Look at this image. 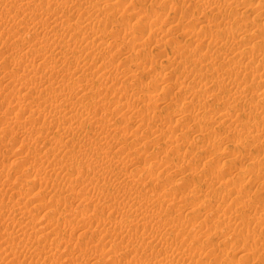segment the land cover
Returning a JSON list of instances; mask_svg holds the SVG:
<instances>
[{"label": "rangeland", "instance_id": "rangeland-1", "mask_svg": "<svg viewBox=\"0 0 264 264\" xmlns=\"http://www.w3.org/2000/svg\"><path fill=\"white\" fill-rule=\"evenodd\" d=\"M95 1V0H94ZM113 1H115L114 3H111V5L110 6H106V7H104V9H103V11H105L106 12V14H108V16H109V21L110 22H108V23H106L107 25H105V26H108L109 27V29L107 28V31L109 32H107L106 31V33H105V35H103V37H100V38H102L101 40H104V41H106V39H107V42H108V45L105 47V49L104 50H102L103 52H102V55H103V53H105L106 54V57H105V54L102 56L101 54L99 55V54H97L96 56H98V58H95L94 60L95 61H98L99 62V64H101L102 62V64L106 67V69L108 70H106L105 71V67H104V69L103 68H100L99 70H100V72H99V74L97 73L96 74V70H97V65H99L98 64V62H96L95 63V61H93V63H92V65L90 66V69L92 68V70H90L89 69V71H87V75L90 73V72H94L96 75H94V73H93V75L90 73L88 76H89V78H87V75H86V80H88V83H90V81L92 80V83L94 84V85H92V83H90L94 88H92V89H97L98 87H101L100 88V92L101 91H104V93H106L107 91V93L104 95V93L102 92V94H101V96L99 97V100H100V104L102 103V105H103V107H104V109L106 108L109 112H110V108H114V106L116 105V103L114 102V100L116 101L117 100V98L118 99H122L123 101H125V102H127V103H129L128 105L130 106V109L132 108V112H134V116H137V117H131V116H133V113L131 112V111H127V110H125L124 108H123V106L122 107H117L116 109L117 110H112L111 112L112 113H110V114H108L109 116H108V118L109 117H116L115 115H117V117L116 118H114V120H115V122H113L112 120L113 119H109V121L110 122H112V125H111V128H110V126L108 127V128H104V129H102V128H100V125H101V121H99V122H97L96 124L97 125H99V126H95L94 124L93 125H90L92 128H93V131L92 130H88V128L85 126L84 128H76L75 126H73V127H71V130H73V131H69L70 132V135H69V138H73L72 140L74 141H72V140H70V141H67V139L65 138L64 139V137H62L63 139H61V136H60V134H59V132L58 131H56L57 130V127H55L56 125H54V124H56V123H53V125H51L52 124V122H51V124L47 121H45V119H42V118H44V116L45 115H37L38 113H35L36 111H33V113H35V114H33L32 115V117H29V116H26V113L28 114V115H30V113H31V110H32V108L34 107L35 108V106H33V107H31L30 105H29V107H30V111H29V107H28V105L26 104V103H24V102H30V104L31 105H35V103L37 102L36 101V99L34 98V97H32L33 96V93H30L29 95H25V97H24V95H20V96H17V95H14L15 97L13 98H9V97H7V94H8V92L7 91H10L11 89L13 90V91H15V89H14V87L15 86H13V84L8 80V78L7 77H5L4 78V75H6V71L8 72V69H2V68H0V73L2 74H0V78H1V76L4 78H1L2 80L1 81H3V84H2V82H1V85H0V92H1V95H2V99H1V103H0V131H3V129L5 130V132L3 131V133H5V135L3 136V138L1 137L2 135L0 134V138L1 139H4V141H3V144L1 143V141H0V144H2L1 146H0V149H1V147L3 146V148L1 149V151H0V166H2V167H0V173H1V171L2 172H4V177L2 176V174L3 173H1V177L4 179H0L2 182L3 181H5V185H2L1 183H0V193H1V197H0V199H2L3 201H1V203L3 204V202L5 203V205H10L11 204V202L13 203V202H18V200H19V202H28L27 203V205H28V207L31 209V207H32V210L34 211L33 212V214L36 212L35 210H36V208H37V214L35 213L34 215H36V216H34V222L37 224V227H39L40 228V226H42V228L43 229H45V230H43L42 228V231H40L39 232V228L37 229V227H35L36 229H32V230H34V231H36L35 233H33V231L32 230H30L31 228H28L27 229V227L25 228V219H23V220H21L22 222H20L21 223V225L23 226L24 225V227H22V226H17L18 224H16L15 226L16 227H14V225L12 226H10V224H8L9 225V227H8V225L7 224H1L0 226L3 228H1L0 229V239L2 240V237L3 236H6V234L5 233H10V231H13V230H16L15 232L16 233H18L17 234V237H15V241L13 242V243H11V245L10 244H3V245H1L0 244V257L1 256H4L6 253H8V252H10V253H12V254H14L15 256H13V257H11L12 256V254H10V256L9 257H11V259L9 260L8 258L9 257H7V260H9V261H7V260H3L4 262H1L0 261V264H126V261H125V259L123 260V259H121V261H123V262H119V260L115 263V262H113L111 259H109L108 257L110 256V255H112V254H114V251H113V247H116V245L117 244H120V245H124L123 247L124 248H122L123 250H125V248H127L125 245L127 244V241L130 239H128L126 236H124L123 237V234L121 233V232H123V233H129L130 232V230H129V232H127V231H125V229H127V227H125L124 229H119L118 227H114V225H115V223H116V225L118 226L120 223L119 222H121L122 224H127V221L128 220H130V218H132V219H134V216L133 215H128L129 213H131V212H129V211H127V210H125L123 207H121L120 205H121V202L123 201V200H125V199H127V196L130 194V196L131 197H133L132 198V200H134V201H136V200H140L141 198L143 199V198H145L146 197V199H148L147 197H149V198H151V196H153L151 193H152V191H150V188H151V190H152V188L154 187V189L156 190V192H158V194H160L161 192V194L160 195H162V196H168L169 194H170V192H171V196H173V197H175L176 199H181V198H183V196H184V194H185V196H187V195H190V196H188L190 199L188 200V202L187 203H190V202H192L193 200H192V194H195V192H196V194H195V196H196V199L198 200H200L201 199V197H204L205 195H206V193H207V195L205 196L206 198H202L201 199V201H203V203H205V202H209L210 201V205H208V207L207 206H205V208H206V212H203L202 213V211L204 210L205 211V208H201L200 210H198V216H200L201 218L203 217V215L205 214L206 215V213L209 211H207V209H209L210 207H212L211 209H210V213H207L208 215H204L205 217V219H209L210 217V219L211 220H213L214 219V217H216V215H218V214H221V212L223 211V209H227V206H224V205H227L228 204V200H230V198H232V195H230V196H228V197H226V194L224 195V198L226 199V202H225V199H224V201H221L220 199L222 198V196H223V194H224V192H225V189L224 190H222V189H220V188H218L217 186H218V183L219 182H224L225 180H226V178L228 179V177L230 176H232V174H234L233 175V177H234V182L236 183L237 182V185L239 184V187H241L243 190H245L244 191V198L247 196V198H252L253 199V203L255 202V200H256V198H258V196L260 197L259 198V200H257V203H256V205H254V210L258 213V210L259 209H261V208H264V181H261V180H263L264 178V176H262V175H264L262 172H258V170H256V171H250V169L247 167V165H248V163L252 160V161H255V160H259V158H261V156H262V154H263V152L264 151H262V150H264V137H263V132H264V130H262L261 131V129H260V132H258V135H260V137H261V140H262V144H261V142H258V140H260V137H258L257 135H256V137H258L257 139H256V137L254 138V137H252L251 139L249 138V137H247V138H249V140H247V138H245L242 134V130L241 131H238V132H236L237 131V129L238 128H240V127H238L237 126V124L240 126V123L242 124V122H244L245 120H251V121H255V119H256V122L258 123V125H260V127L262 128L263 127V124H264V118H262V116L264 117V115L261 113L260 114V112H259V114H258V112H257V114L259 115H256V114H254V113H252L251 114V116L249 115V116H247L245 113L247 112V110L248 109H246V111H243L240 107H239V109H235V108H231L230 109V107L229 106H231V104L229 103V105H228V100L232 97L231 95L233 94V92H234V88H236V85L238 84V83H236V85L235 84H233V85H231L230 87H228V88H224L223 90H221V89H218V87H216V85H214V84H211L212 82H210L209 80H212V79H214V77H212V78H210L212 75H208L209 76V78L208 79H206V78H204V76H202V75H200V72H201V68L199 67V65H198V70H196L197 68H195V67H193V66H188L189 65V61H187V58L189 59V57H188V50L189 49H191V48H189V47H192L193 48V46H196V44L198 43V41L196 40V37H195V39H194V36H191L192 38H190V36L189 35H187V32L186 33H184V32H181L182 30H181V27L183 28L184 26H187L186 24H188V26H189V23L190 24H192V25H190V27L188 28V29H190V28H192V27H195L196 26V28H198L199 27V24H201L200 22H201V20H203L204 19V21H203V23L204 24H206V23H208L211 19H214V20H211V22H209V24H210V26H211V30H213V32H215L216 31V28H217V26L216 25H214L213 24V26H212V22L213 23H216V21L218 22L219 21V19L221 20V18H224L223 20L224 21H220V22H222L223 24H221L222 26H230L229 28L232 30V29H234L235 31H236V35H238V34H240V32H241V29H239L238 27V24H240L241 23V26L240 27H242V26H245V27H243V28H245L246 30H249L250 32L253 30V29H255L256 27H260V32H264V29L262 30L261 28H263V26H264V24H263V22H264V13H261V12H263V11H260V7L259 6H255L254 4H255V2H257L258 0H245L246 2H247V5H246V2L243 0V2L242 1H240V3L242 2L243 4H244V6H248L250 3L252 4H250L249 6H250V9L246 12L245 11V13L244 14H242V12H240V5H239V8H228V7H225V5H223L224 3H223V0H216L217 2H216V6L217 7H221V8H219L222 12H220V10H219V14L217 15L216 13H214V11L213 12H207V15L208 16H206V18H200L199 16H198V14H197V12H199V10H198V8H201L200 7V5H201V3H203L202 1H204V0H201L199 3H198V1H196V0H191V1H189V0H161L160 1V3H159V0H132V2H130V0H119L120 2V4H121V6H123L122 8H120L121 6L119 5V3H118V0H112L111 2H113ZM166 3H165V2ZM169 1H171L172 2V4L173 5H176L178 8H179V6H180V8H183V9H179V10H177L176 12L177 13H175L174 12V10L171 8V10H170V7H172L173 5L171 4V2H169ZM221 1V2H220ZM253 1H255V2H253ZM125 2V3H124ZM134 6V8L133 9H135L136 8V10H132L131 8L133 7L132 5H131V7H130V3ZM150 2V3H149ZM153 2H157L158 4H162V2H163V5L161 6L160 5V9L159 10H157L156 12H152V11H150V9H151V7H153L152 5V3ZM177 2V3H176ZM180 2V3H179ZM188 2V3H187ZM195 2V3H194ZM218 2H220V3H218ZM245 2V3H244ZM95 3V2H94ZM122 3L124 4V5H122ZM127 3H129V4H127ZM165 3V4H164ZM117 8L118 6V8H117V11L118 12H114L113 10H107L106 11V9H108L109 7H112L113 5ZM116 4V5H115ZM118 4V5H117ZM168 4V5H167ZM200 4V5H199ZM243 4H242V6H243ZM262 4H264V2H262ZM126 5V6H125ZM140 5H142V9H141V7H140ZM172 5V6H171ZM190 5V6H189ZM192 5V6H191ZM223 5V6H222ZM100 6V5H99ZM140 7V10L138 9L139 7ZM147 6V7H146ZM170 6V7H169ZM197 6V7H196ZM249 6H248V8H249ZM252 6V7H251ZM2 7V6H1ZM0 7V8H1ZM94 7V8H93ZM93 7H91V5L88 3V9L85 7H83L84 9H85V11H84V9L82 8V9H80L79 11L77 10V9H75V11L74 10H71L70 12H67V15L69 16V18H70V21H71V19L73 18V19H75V18H77L78 17V15L81 13V10L82 11H84V12H82V15L83 16H86V15H88V13L90 14V12H92L95 8H96V6H93ZM115 7H112V8H115ZM163 7V8H162ZM191 7H193V8H191ZM196 7V8H195ZM4 8V7H3ZM125 8V11L128 9L129 11H124L125 13L123 14V13H121V10H123ZM228 8V9H227ZM90 9H93V10H90ZM168 9H169V11H168ZM186 9H187V11H186ZM191 9V10H190ZM196 9V10H195ZM225 9V10H224ZM228 11H227V10ZM230 9V10H229ZM237 9V10H236ZM1 10V9H0ZM86 10H88L87 12H86ZM138 10V12H139V14H138V16H137V13L138 12H136ZM143 10V11H142ZM166 10V11H165ZM185 10V11H184ZM224 10V11H223ZM80 12L79 14H78V12ZM109 11V12H108ZM111 11H113V12H111ZM132 11H135V12H132ZM143 12V13H141V12ZM160 11V12H159ZM193 11V13H189V12H192ZM195 11V12H194ZM233 11V12H232ZM259 11H260V13H261V15H260V13H259ZM73 12V13H72ZM102 12V11H101ZM104 12V13H105ZM132 12V13H131ZM163 12V13H162ZM165 12V13H164ZM179 12V13H178ZM186 12V13H185ZM228 12H230V13H228ZM237 12H238V14H237ZM239 12L241 13V14H239ZM87 13V14H86ZM119 13V14H118ZM127 13V14H126ZM130 13V14H129ZM135 13V14H134ZM162 13V15L160 16V14ZM180 13H181V15L183 16H179L180 15ZM187 13H189V16L191 17H189L188 16V14ZM221 13V14H220ZM102 15H103V12L101 13ZM121 14V15H120ZM126 14V15H125ZM142 16H141V15ZM146 14V16H144ZM159 15V17L160 18H162L161 20H160V22L159 21H156L155 22V25H153V32H154V34L153 35H155V33H156V35L155 36H151V37H153V38H148V36L147 35H145V34H148V27L144 24V22L147 20L146 19V17L148 18V17H151V18H148V20H153V16H154V18H155V15ZM187 15L186 17H184L185 15ZM191 14H195V15H191ZM212 14V15H211ZM237 14V15H236ZM76 15V16H75ZM114 15L115 16H117V17H114ZM120 15V16H119ZM148 15V16H147ZM174 15V16H173ZM72 16V17H71ZM113 16V17H112ZM136 16V17H135ZM140 16L141 17H145V20L143 21V20H141L140 21V23L143 21V24L141 23V24H138L139 23V20H140ZM164 16V17H163ZM165 16H166V18H165ZM194 16V17H193ZM211 16V17H210ZM233 16V17H232ZM243 16H244V18H243ZM250 16V19L248 20L247 19V21H246V19L245 18H248ZM252 16H254V17H252ZM112 17V18H111ZM172 17V18H171ZM195 17L197 18H199L200 19V21H198L199 19L197 18L196 20H195ZM238 17V18H237ZM117 18V19H116ZM122 18V19H121ZM130 18V19H129ZM164 18V19H163ZM182 18L184 19V20H182ZM194 18V19H193ZM8 19H15L14 20V25H12V21L13 20H9V24L6 22V20H4V18H2V19H0V26H1V28H0V32H1V30H2V27L3 26H5L4 24H3V22L6 24V26H5V28L7 27L8 28V26H11V27H14V28H16V30H18V31H16L14 28H10V29H14L16 32V34H15V37H13L12 39H15V41H16V43L17 44H20V42H22L21 40H29L28 42H30V40H32V38H33V40L31 41V42H33L34 40H35V35L36 34H33V33H30V34H28L26 31H25V28H24V26H25V22L27 23V20H25V19H23L22 20V22H20V21H18L19 23H21L22 24V27L23 28H21L20 26H21V24H20V26H18V22H16L17 20H20L21 18H19V17H17V19H16V17H11V18H9L8 17ZM73 19H72V21H73ZM112 19V20H111ZM123 19H125L126 21H127V23H125V21L123 20ZM137 19V21H138V23L135 21ZM190 19H192V20H190ZM244 19H245V21H244ZM25 20V21H24ZM123 20V21H122ZM130 20V21H129ZM132 20V21H131ZM134 20V21H133ZM166 20H167V24H166ZM195 20V21H194ZM209 20V21H208ZM236 20V21H235ZM240 20V21H239ZM252 20V21H251ZM263 20V21H262ZM1 21H2V23H1ZM71 21V22H72ZM170 21H172L170 24H169V22ZM187 21V22H186ZM232 21V22H231ZM115 22V23H114ZM117 22H120V24H118ZM122 22H124V23H122ZM134 22H135V24H134ZM165 22V25L163 24ZM189 22V23H188ZM192 22V23H191ZM193 22H194V24H195V26H193L194 24H193ZM196 22V23H195ZM238 22V23H237ZM243 22H245V23H243ZM16 23H18L17 25H16ZM111 24V25H108V24ZM114 23V24H113ZM117 23V24H116ZM121 23H122V25H121ZM132 23V24H131ZM174 23V24H173ZM182 23H184V24H182ZM258 23H260V25H262V26H260V25H258ZM11 24V25H10ZM28 25H26V26H29V24L30 23H27ZM123 24H125V25H127V28H126V26L125 25H123ZM173 24V25H172ZM177 24V25H176ZM198 26H197V25ZM245 24V25H244ZM258 26H257V25ZM3 25V26H2ZM24 25V26H23ZM116 25H118V29L116 30L115 28H117V26ZM120 25H121V27H120ZM130 25H132L131 26V28H130ZM135 25V26H134ZM137 25L139 26V25H142L143 26V28H142V26L139 28H137ZM145 25V26H144ZM161 25H163V26H161ZM172 25L173 27H170V26ZM176 25V26H175ZM16 26V27H15ZM103 26V25H102ZM100 26V29H102L101 31L102 32H104L105 30H106V27L105 26ZM113 27V29H111V27ZM125 27V29H124V27ZM129 26V27H128ZM169 26V27H168ZM215 26V27H214ZM232 26V27H231ZM234 26H236L235 28H234ZM19 27V28H18ZM102 27V28H101ZM104 27H105V29H104ZM123 27V28H122ZM148 29H147V28ZM154 27L155 28H162V29H159V31H157V30H155L154 29ZM163 27H165V29H166V27H167V31H165V29L163 28ZM176 27V28H175ZM180 27V28H179ZM252 27V28H251ZM253 27H255V28H253ZM21 28V29H20ZM119 28H120V30H119ZM135 28H136V30H135ZM145 28V29H144ZM168 28H169V30H168ZM171 28L173 29V30H171ZM175 28V29H174ZM180 29V30H177V29ZM214 28V29H213ZM250 28V29H249ZM3 29H4V27H3ZM24 29V30H23ZM123 31H122V30ZM138 29H140V30H138ZM205 29L206 28H204L203 30L205 31ZM8 29H6L5 31H7ZM111 30H116V31H112L113 32V34H114V32H115V34L112 36L111 34H112V32H111V34H110V31ZM129 32H128V31ZM138 30V31H137ZM144 30H146V31H144ZM163 30V31H162ZM207 30V29H206ZM233 30V31H234ZM25 31V32H24ZM122 33H120V32ZM156 31V32H155ZM165 31V32H164ZM169 31V32H168ZM171 31V32H170ZM173 31L175 32V33H173ZM179 31V32H178ZM196 32L198 31V30H195ZM248 31V32H249ZM39 32V31H38ZM41 33H38V36H42L43 35V32H42V30L40 31ZM101 32V33H102ZM126 32V33H125ZM136 32H137V34H136ZM141 32V33H140ZM144 32H146L145 34H144ZM171 33V34H168V33ZM206 32V31H205ZM204 32V33H205ZM120 33V36L121 37H123L124 39H125V41L124 40H121L120 39V36L118 35ZM124 33V34H123ZM202 34V35H200V34ZM261 33V34H262ZM28 34V35H27ZM42 34V35H41ZM102 34H104V33H102ZM107 34H109V35H107ZM165 34H166V37H167V35H170V36H168V38L166 39L165 38ZM198 34H199V36L201 37V36H203L204 34L200 31V32H198ZM255 34V33H254ZM19 35V36H18ZM25 35V36H24ZM30 35V36H29ZM31 35H32V37H31ZM107 35V36H106ZM115 35H117L118 36V38H117V36H116V39H115V41H116V43L114 42V39L113 38H115ZM124 35V36H123ZM131 37H130V36ZM138 35V36H137ZM140 35V36H139ZM149 35V34H148ZM5 36V35H4ZM21 36V37H20ZM29 36V37H28ZM138 37V40H137V42L139 43V41H140V39H142L141 41H140V43H143V44H145V46L143 47V48H141L143 45L142 44H138V46H137V44H136V47L135 48H133V46H132V49H128L127 47L129 46V47H131L130 46V41H133L131 38H133V37ZM142 36H143V38L145 39H143L142 38ZM147 36V37H146ZM173 36V37H172ZM186 36L188 37V38H186ZM18 37V38H17ZM19 37L21 38L20 40H18L19 39ZM106 37V38H105ZM112 37V38H111ZM128 37H130V38H128ZM156 37V38H155ZM158 37H161V38H158ZM172 37V38H171ZM28 38V39H27ZM104 38V39H103ZM122 38V39H123ZM185 38H186V40H185ZM250 38V39H249ZM110 39H111V41H110ZM127 39L129 40V41H127ZM147 39V40H146ZM160 39V40H159ZM251 39H253V37H248V39H245V40H240V41H242V43H246V41L247 42H251L252 40ZM119 40V41H118ZM120 40L122 41V42H120ZM155 40H158L157 42L155 41ZM164 40H167V41H164ZM169 40V41H168ZM177 40L178 41H180V42H178V44H177ZM109 41H110V43H109ZM146 41H147V43H146ZM149 41V42H148ZM152 41V42H151ZM154 41V42H153ZM160 41V42H159ZM161 41H163V42H161ZM30 42V43H31ZM107 42H105V45H106V43ZM115 44H114V43ZM118 42V43H117ZM123 42H124V44H123ZM153 44V46H152V44ZM156 42V45H154V43ZM159 42V43H158ZM167 42V43H166ZM120 43V44H119ZM125 43H127V44H125ZM174 43V44H173ZM196 43V44H195ZM204 43H206V41H202V44H204ZM241 43V42H240ZM261 44H262V46H263V43H264V41H261L260 42ZM112 44V45H111ZM114 44V45H113ZM117 44V45H116ZM124 46H123V45ZM132 44V43H131ZM151 44V45H150ZM160 44V45H159ZM167 44V45H166ZM181 44H184V45H182V47H181ZM185 44H186V46H185ZM200 45V46H198V48H197V46L195 47L196 49H198V50H196V52H199V49H200V54H202V51H203V54L206 56L207 54L209 55V53H210V51H206V47H204L205 46V44L204 45ZM251 44V43H250ZM0 45H1V42H0ZM110 45L113 47V49L116 47V49H114V52L112 51L113 49H111L112 47H110ZM121 45V47H119ZM128 45V46H127ZM149 47H148V46ZM161 45H163V46H161ZM2 46L3 45H1V48H2ZM19 47V51H18V48L17 47H15V48H17V49H13V50H7L6 52H2V56H4V54H5V56L4 57H6L9 53V55H13L12 57H19L18 55H21L20 57H24V55H25V53H27L26 51H24V48H22V52H25V53H22L21 51H20V49H21V45H18ZM140 46V47H139ZM175 46V47H174ZM177 46V47H176ZM185 47V49L182 51L181 49H183L184 47ZM204 47L203 49H201L202 47ZM117 47H119V48H117ZM141 48L140 50L143 52V49H144V53H142L141 51H139V48ZM161 47V48H160ZM175 48V50L174 49H172V48ZM179 47V48H178ZM181 47V48H180ZM199 47H201V48H199ZM261 47V46H260ZM0 48V49H1ZM108 48V49H107ZM121 48V49H120ZM125 48V49H124ZM127 48V49H126ZM152 48V49H151ZM162 48L164 49L165 48V50L163 51L162 50ZM117 49H118V51H117ZM121 50V53L122 52H124V53H122L121 55H119L120 53H119V51ZM136 49L138 50V51H136ZM161 49V50H160ZM4 50V49H3ZM17 50V51H16ZM26 50V49H25ZM107 50V51H106ZM127 50V51H126ZM148 50V51H147ZM174 50V51H173ZM257 50V49H256ZM8 51H10V52H8ZM14 51V52H13ZM148 53H147V52ZM174 53H173V52ZM186 51V52H185ZM206 51V52H205ZM15 52H18V53H15ZM107 52V53H106ZM111 52H113V55H116V56H114L113 57V55H112V53ZM116 52H118V53H116ZM163 52H166V54H164ZM176 52V53H175ZM8 53V54H7ZM14 53H15V55H14ZM20 53V54H19ZM108 53H110L109 55H108ZM128 53H130V54H128ZM141 53V54H140ZM146 53V54H145ZM160 53H162V57L160 58ZM24 54V55H23ZM185 54V55H184ZM199 54V55H200ZM8 55V56H9ZM27 55V54H26ZM108 55V56H107ZM118 55V56H117ZM127 56L126 58L124 57V56ZM136 55V56H135ZM142 55V56H141ZM147 55L149 56H151V57H153L152 58V62L149 60V59H151V57L150 58H148L147 57ZM167 55V56H166ZM180 57H179V56ZM184 55V56H183ZM198 55V56H199ZM101 56L103 57L102 58V60L103 61H101ZM178 56V57H177ZM99 57H100V59H99ZM108 60H106L105 58ZM113 57V58H112ZM131 57V58H130ZM138 57V59H135V58H137ZM144 57H147L148 58V60H147V58L145 59H143ZM168 58V59H164V58ZM183 59H182V58ZM186 59H185V58ZM206 57H208V56H206ZM129 58V59H128ZM163 58V59H162ZM174 58V59H173ZM176 58H178V59H176ZM179 58H181V59H179ZM90 59V62L93 60L91 57L89 58ZM92 59V60H91ZM99 59V60H98ZM114 59H116V60H114ZM139 59L141 60V59H143L142 61H139ZM105 60L107 61V62H105ZM131 60H132V62H131ZM136 60V61H135ZM138 60V61H137ZM145 60V61H144ZM147 60V61H146ZM170 60V61H169ZM176 60V61H175ZM101 61V62H100ZM111 61V62H110ZM114 61V63H112ZM117 61H118V63H117ZM135 61V62H134ZM146 62V67H145V65H142V64H145V63H142V62ZM158 63H157V62ZM172 63L171 65H170V63ZM174 61V62H173ZM178 61H180V62H178ZM188 63H187V62ZM105 62V63H104ZM116 62V63H115ZM119 62H121V63H119ZM129 62V63H128ZM134 62V63H133ZM137 62V64H135ZM141 62V63H140ZM148 62V63H147ZM149 62H151L152 64H153V66L149 63ZM185 62V66L183 65V63ZM9 63V62H8ZM7 63V64H8ZM35 63H39V61H35ZM123 63H125V64H127L129 67L128 68H125L124 67V65H123ZM131 63V64H130ZM156 63V64H155ZM179 65H178V64ZM186 63H187V65H186ZM109 64V65H108ZM114 64H116V65H114ZM123 66H122V65ZM160 64V65H159ZM162 64V65H161ZM168 64V65H167ZM181 64L184 66V67H182L181 68ZM43 65L44 64H42L41 66H40V69L43 67ZM96 65V66H95ZM127 65H125L126 67H127ZM132 65V66H131ZM149 65L151 66V68H152V70L150 69V67H149ZM166 65L168 66V67H166ZM177 67H176V66ZM8 66H11V64L9 63V65ZM112 67L113 69H114V71L112 70L111 71V69L112 68H110V67ZM116 66V67H115ZM136 66H138L139 67V69H138V67H137V69H135V67ZM145 68H144V67ZM157 66V67H156ZM171 66V67H170ZM176 67V69H172V68H175ZM95 67H96V69H95ZM118 70H116L115 68ZM117 67H120L121 69L122 68H124V69H118ZM132 67H133V69H132ZM148 67V68H147ZM170 67V68H169ZM179 67V68H178ZM196 67H197V65H196ZM131 70H130V69ZM147 68V69H146ZM161 68H163L162 70H161ZM184 71H179V70H181V69ZM191 68H195V69H191ZM262 68V69H261ZM148 69H150L151 70V72H150V70L148 71ZM177 69H178V71H177ZM185 69H186V71H187V73L185 74ZM257 69V71H256V73L260 70V72L259 73H262L264 70V67L263 66H261L260 67V69H259V67H257L256 68ZM3 70V71H2ZM94 70V71H93ZM98 70V71H99ZM102 70V71H101ZM140 72H139V71ZM143 70V71H142ZM168 70V71H167ZM173 70V71H172ZM188 70H191L192 71V73H190L191 71H188ZM196 70V71H195ZM2 71V72H1ZM117 71V72H116ZM124 71V72H123ZM128 71V74H124V73H126ZM131 71V75L129 76V72ZM136 71V73L137 74H133L134 72ZM138 71V72H137ZM155 71H157V72H155ZM161 71V72H160ZM163 71V72H162ZM174 71H176V72H174ZM102 72H106V74L105 75H107L108 73H110L111 74V76L113 77H110V78H107V79H105L106 81V86L105 87H103V86H101L100 84H99V81H98V83H97V79H95V77L97 78L98 77V75L100 76V74L102 73ZM115 72V73H114ZM125 75H123L122 76V78H121V75H122V73ZM155 72V73H154ZM160 72V73H159ZM199 72V73H198ZM113 73V74H112ZM145 73H147V74H145ZM167 73V75H166V77H165V75L164 74H166ZM178 73H182V74H180V75H178ZM184 73V74H183ZM194 73H195V75L196 76H194ZM264 73V72H263ZM119 74V75H118ZM133 74V75H132ZM149 74V75H148ZM158 74H159V76H158ZM189 74H190V76H189ZM191 74H192V76H191ZM91 75H92V77H91ZM116 75V76H115ZM152 75V76H151ZM156 75H157V77H156ZM162 75V76H161ZM182 75V76H181ZM198 75V76H197ZM70 76V75H69ZM69 76L67 77V76H64V81L65 82H68V81H71V80H74L73 79V77L71 76L70 78H69ZM75 76V75H74ZM128 77V78H126L125 80H124V77ZM134 76V77H133ZM190 78H188V77ZM201 76V77H200ZM241 76V74H239V76H238V78ZM116 77V78H115ZM132 77V78H131ZM161 77H163V79H164V81H163V79L161 78ZM175 77H176V79H175ZM203 77V78H202ZM232 77H234V76H232ZM249 77H251V76H249ZM247 78L248 79V81H247V83H244L243 84V86L245 85V84H251V83H253V84H251L250 85V87L252 88V90L254 89V90H256L255 92H259V91H261V90H263L264 89V84H258V82H257V80H255L254 82H252V81H250V79H252V78ZM92 78V79H91ZM114 78H115V80H114ZM149 78H150V80H149ZM152 78V79H151ZM173 78V79H172ZM180 78V79H179ZM183 78H186V83H188V82H192V80H194V78L196 79V80H194L193 82H192V85H195V87H196V85H197V87L195 88V89H202L203 91H200L199 92V94L200 95H198V96H196L198 99H197V101L196 100H193L188 106L187 105H184V102L186 101V99L188 100L189 99V97H190V95H189V93H188V91L187 92H182V93H180L179 91H178V86H180V85H182V84H185V81H184V79ZM188 78V79H187ZM235 79L234 80H236L237 78L236 77H234ZM6 79V80H5ZM90 79V80H89ZM93 79H94V81H93ZM111 79H113V81L111 80ZM119 79H121V80H119ZM166 79V80H165ZM169 79V80H168ZM205 79V80H204ZM9 81V83H8V81ZM86 80H84V82L82 83V84H85V81ZM116 80H117V83H116ZM121 82H119V81ZM124 80V81H123ZM171 80V81H170ZM197 80H198V82H197ZM202 80V81H201ZM207 81L206 83L204 82V81ZM8 83V85L9 86H6L7 84H5L6 82ZM111 81L114 83H112V85H114L113 87L114 88H110V86H112V85H109L108 86V84H111ZM161 83H160V82ZM167 81H169L170 83H168ZM173 81H175V82H179L178 84H174L173 83ZM181 81H184V83L183 82H181ZM198 83V84H196V82ZM201 81V83L199 84V82ZM237 81H238V79H237ZM134 82V83H133ZM140 82V83H139ZM159 82V83H158ZM166 83V85L168 86V85H170L168 88L170 89V90H172L171 92H170V90L168 91V88H166L165 87V89L164 88H161V84H165ZM172 82V83H171ZM195 82V83H194ZM251 82V83H250ZM255 82H257V83H255ZM96 83H97V85H96ZM124 83V84H123ZM129 83H131V84H129ZM138 83V84H137ZM153 83V84H152ZM203 83V84H202ZM204 83H205V85H204ZM243 83V82H242ZM264 83V82H263ZM88 85V86H86V85H84V87H86L85 88V91H87L88 89H90L89 88V86H91V85ZM116 84H117V87H116ZM123 84V85H122ZM130 86H129V85ZM137 84V85H136ZM143 84V85H142ZM210 84V85H209ZM5 87H4V86ZM13 87H12V86ZM122 87H121V86ZM139 85V86H138ZM146 85V86H145ZM147 85H149V86H147ZM157 85V86H156ZM173 85V86H172ZM211 85H212V87H211ZM235 85V86H234ZM255 85V86H254ZM258 85V86H257ZM119 86H120V88H119ZM138 86V87H137ZM143 86V87H142ZM200 86V87H199ZM206 86V87H205ZM209 86L211 87V90H212V92H211V90H207L206 88H208L209 89ZM261 86V87H260ZM2 87H4V88H2ZM6 87H9V88H6ZM83 87V88H84ZM104 89H103V88ZM106 87H108V88H110V90L108 89L107 90V88ZM140 87V88H139ZM177 87V88H176ZM205 87V88H204ZM216 87V88H215ZM257 87H259V88H257ZM2 88V89H1ZM6 88V89H5ZM115 88H118L117 90L115 89ZM125 89V90H123V89ZM141 88H143L142 89V91H141ZM155 88H156V90H155ZM213 88V89H212ZM263 88V89H262ZM4 89V90H3ZM10 89V90H9ZM102 89V90H101ZM105 89H106V91H105ZM115 89V90H114ZM133 89H135V90H133ZM140 90V92H142V93H147L146 95H144V94H142V93H140L139 92V90ZM148 89H149V91H148ZM204 89H206V90H204ZM214 89H216V90H214ZM234 89V90H233ZM259 89V90H258ZM2 90H3V92H2ZM6 90V91H5ZM125 91V93H121V91ZM137 90H138V94L136 93L137 92ZM153 90V91H152ZM173 90H175V91H173ZM225 90V91H224ZM226 90H228V91H226ZM231 90V91H230ZM233 90V91H232ZM5 91V92H4ZM115 91V92H114ZM132 91H134V92H132ZM145 91V92H144ZM160 91V92H159ZM164 91V92H163ZM168 91V92H167ZM213 91H215V94H217L218 96H216L215 94H213L214 96H216V98H214V97H210L209 96V94H210V92L211 93H214ZM218 91V92H217ZM81 92V93H80ZM114 92V93H113ZM117 92V93H116ZM129 92V93H128ZM130 92H132V93H134V94H130ZM153 92V93H152ZM159 92V93H158ZM165 92H167V94L166 95H164L165 94ZM176 92V93H175ZM217 92V93H216ZM224 92V97H226L228 100L227 101H225V99H224V97L223 96H221V95H223L222 93ZM229 94V96H231V97H229L228 96V94ZM4 93V94H3ZM78 95L79 96H77V95H75V94H77V92H75L73 95L75 96V98H74V96H72V99L73 100H75V101H77L76 103H78L79 104V102H81L82 100L79 98L80 96H81V94H82V90L80 89L79 91H78ZM149 93V94H148ZM151 93V94H150ZM174 93V94H173ZM221 93V94H220ZM107 94H111V96H108ZM118 94H119V96H118ZM128 94H130V96L128 97L127 95ZM137 94V95H136ZM168 94H172V95H169V98L167 99L166 97H168ZM219 94H220V96H219ZM0 95V96H1ZM4 95H6V98H8V99H5V96ZM117 95V96H116ZM122 95V96H121ZM123 95L125 96H127V98H126V96L125 97H123ZM131 95H133V96H131ZM136 96V98H135V96ZM139 95V97H137ZM177 95V96H176ZM189 97H188V96ZM104 96V97H103ZM105 96H108V97H105ZM115 96V97H114ZM141 96V97H140ZM147 97L146 98V100H144L143 98L144 97ZM152 96V97H151ZM158 96V97H157ZM164 96V97H163ZM176 98H175V97ZM204 96V97H203ZM19 97H22V98H20L19 99ZM28 97V98H27ZM34 98V99H32V103H31V98ZM82 97V96H81ZM121 97H123V98H121ZM161 97H163V99H161ZM173 97V98H172ZM199 97H201V98H199ZM205 97H207V98H205ZM217 97H222L221 98V101H223L222 103H221V101H220V98H217ZM229 97V98H228ZM247 98H250L249 97V95H247L246 96ZM245 97V98H246ZM5 100H4V99ZM25 98V99H24ZM103 98H105V99H103ZM106 98H107V100H106ZM114 98H116V99H114ZM142 98V99H141ZM150 98L151 99H153L154 100V98H155V101L157 102L156 104L158 105V103H161L162 102V100L163 101H167V100H169V101H171L172 100V102H171V104L169 105V106H167V107H169V108H160V106H162L161 104L160 105H155V107H154V105L152 104V103H149L148 101H150ZM159 98V99H158ZM181 98H182V100H184L185 99V101L182 103V101H181ZM184 98V99H183ZM10 99H12L13 101H15V102H13V101H10ZM21 103V102H23L24 103V105H26V106H24L23 105V103H21V105L22 106H20L21 107V109H22V107H25V108H23L22 110H23V112H21L22 110H20V107L18 106L19 104H17V106L15 105L14 106V104L15 103H18V101ZM23 99V100H22ZM103 99V101H101ZM130 99V100H129ZM148 99V100H147ZM176 99H177V101H176ZM202 99V100H201ZM209 99V100H208ZM213 99H217L216 100V104H215V100H213ZM219 99V100H218ZM104 100H106V101H104ZM121 100V102H123ZM129 100V101H128ZM144 100V101H143ZM175 100V101H174ZM180 100V101H179ZM198 100H200V102L202 103H200V102H198ZM206 100V102L208 103V104H206V102H202V101H205ZM213 100V101H212ZM8 101V103H6ZM9 101L11 102V103H9ZM34 101V102H33ZM79 101V102H78ZM113 101V102H112ZM131 101V102H130ZM146 101L148 102V103H146ZM159 101V102H158ZM218 101V102H217ZM53 102V101H52ZM52 102H51V100H50V102H49V100L47 101V102H45V100L43 101V103L41 104V107H45V105L47 104V108H49V104H52ZM105 102H106V104H105ZM112 102V103H111ZM178 102H179V104H178ZM181 102V103H180ZM214 102V103H213ZM220 102V103H219ZM224 102H225V104H226V106H224L225 104H224ZM115 103V104H114ZM142 103H146L145 105L144 104H142ZM198 103H200V105L198 104ZM206 105H205V104ZM12 104H13V106H12ZM37 104V103H36ZM77 104V106L73 109V113H75L74 111H76V108L77 107H79V105ZM109 106H108V105ZM111 104V105H110ZM142 105V107L140 106V108H139V105ZM153 106H152V105ZM182 104V105H181ZM196 106V105H198V106H196V108L194 107V105ZM210 104H212L213 105V107H212V105H210ZM215 104V105H214ZM218 104H222V105H218ZM224 104V105H223ZM261 105H264V102L263 103H260ZM107 105V106H106ZM114 105V106H113ZM134 105V106H133ZM136 105H138L137 107L139 108V109H141V110H139L137 107H136ZM149 105V106H148ZM172 105V106H171ZM208 105V106H207ZM10 106V107H9ZM145 106H146V108L147 109H145ZM177 106H179V107H182V108H179V109H183V110H179L178 109V107ZM185 106V107H184ZM187 106V107H186ZM205 106H206V108H205ZM221 106H224V109L221 107ZM18 107H19V111L18 112H16V114L18 115L19 113V115L20 116H22V114L24 113L25 115H23L22 116V118L20 117H18V119H19V122H20V124L19 123H17L16 125H13V126H15L16 128L14 129V127H12V125L11 124H9L8 123V121H9V116H12V114L14 115V113H15V111H17L18 110ZM26 107H28V109H26ZM134 107V108H133ZM173 107V108H172ZM190 107L192 108V107H194V108H192V109H190ZM198 107H199V111H198V115H197V109H198ZM217 107L219 108V109H217ZM33 108V109H34ZM109 108V109H108ZM119 108V109H118ZM121 108H123V109H121ZM148 108H150V109H153L154 110V112L151 110L150 111V109H148ZM159 108V109H158ZM190 110H189V109ZM201 108V109H200ZM213 108V109H212ZM17 109V110H16ZM25 109V110H24ZM78 109V108H77ZM134 109V110H133ZM138 109V111H136V110ZM163 109V110H162ZM173 109V110H172ZM212 109V113H214V112H216L217 110H219V111H221V110H227V111H229L231 114H232V116H233V118L235 119V117H236V115L235 114H237V113H239L238 115H237V117H239V119H240V121H238V123L237 122H235V121H232V125L231 124H228L229 125V127H228V125H227V123H221V122H219L218 121V118H217V120H216V117H217V113L219 112V111H217V113L216 114H212L209 110H211ZM230 109V110H229ZM235 109V110H234ZM10 112H9V111ZM13 110V111H12ZM15 110V111H14ZM142 110L144 111L145 110V112H142ZM148 110V111H147ZM177 110V111H176ZM192 110V111H191ZM196 110V111H195ZM234 112H233V111ZM45 111H47L46 110V107H45ZM120 111H122L121 113H120ZM125 111V112H124ZM128 113H127V112ZM142 112V113H140V112ZM150 111V112H149ZM160 113H159V112ZM170 111V112H169ZM189 111V113L187 114V112ZM191 111V112H190ZM194 111V112H193ZM207 111V112H206ZM214 111V112H213ZM243 111V112H242ZM8 112V113H7ZM14 112V113H13ZM30 112V113H29ZM132 113V115L131 114H129V113ZM234 114H233V113ZM10 113H11V115H10ZM44 113H46V112H44ZM117 113V114H116ZM118 113H120V114H118ZM124 113H126L125 115L127 116V118H126V116L124 115ZM145 113V114H144ZM146 113H148V114H146ZM177 114V113H185L186 114V116H185V121L183 120V121H179V122H177V121H174V119L176 118L175 116L176 115H174V114ZM199 113H200V115H199ZM208 113H211V114H208ZM240 113H242V115H240ZM115 114V115H114ZM124 115L125 116V118H126V120H125V118H124V120H125V122H127V120H128V122L127 123H125L124 122V120H123V116L122 115ZM137 114V115H136ZM149 114H151L152 115V117H154V116H158L157 118L155 117V121L157 122V123H155V121L154 122H151V121H146V122H144V124L143 123H139L140 121L138 120V118L139 117H142V115H147V116H149V117H151ZM155 114V115H154ZM159 114V115H158ZM182 114V115H183ZM184 114V115H185ZM211 116V115H213L215 118H213V116H211L212 118H210L209 116ZM254 114V115H253ZM18 115V116H19ZM111 115H113V116H111ZM119 115H121V116H119ZM128 115H131L130 117L132 118V121L130 120V117L128 116ZM161 115H162V117H163V115H164V117L161 119ZM189 115V116H188ZM194 115H195V117H196V115H197V117L199 116L200 118H195L194 117ZM205 115L208 117H205ZM244 115V116H243ZM256 115V116H255ZM36 116H38V119H37V117ZM94 116H96V117H98V116H101V114L100 113H98V112H96L95 114H94ZM167 116V117H166ZM242 116V117H241ZM253 116V117H252ZM28 119V120H26L25 121V119L26 118ZM39 117H40V119H39ZM46 117V116H45ZM103 118H106L105 116H102ZM168 119H166V118ZM191 117V118H190ZM192 117H193V119H192ZM236 117V118H237ZM251 117V118H250ZM255 117H260V118H255ZM25 118V119H24ZM30 118H33L32 120H35L36 121V123H34L35 121H33V123L35 124V125H33V123L32 122H30V121H32ZM35 118V119H34ZM134 118V119H133ZM165 118V119H164ZM206 118H207V120H206ZM246 118V119H245ZM253 118V119H252ZM24 119V120H23ZM46 119H48L47 117H46ZM121 119V120H120ZM158 119V120H157ZM161 119V120H160ZM196 119V120H195ZM202 120V121H200V120ZM242 119V120H241ZM20 120H23V121H20ZM30 120V121H29ZM42 120L44 121V124H43V122H42ZM120 120V121H119ZM123 120V121H122ZM165 120H166V123H165ZM192 120V121H191ZM195 120V121H194ZM206 120V121H205ZM213 120V121H212ZM258 120V121H257ZM263 121V122H261V121ZM5 121L8 123H5ZM121 123V125L119 124V122ZM136 121V122H135ZM168 121V122H167ZM195 123H194V122ZM196 121H198V122H196ZM205 121V124L203 123ZM211 121H212V123H214V124H211ZM219 122V123H217V122ZM242 121V122H241ZM259 121L261 122L260 124H259ZM21 122H23V123H21ZM32 123V124H30V123ZM135 122V123H134ZM162 122V123H161ZM176 122H177V124H176ZM185 122V123H184ZM192 122V123H191ZM209 122V123H208ZM234 122V123H233ZM240 122V123H239ZM25 123V124H24ZM28 123V124H27ZM39 123H41L40 124V126H38V128L36 127L37 125H39ZM47 123H48V126H45V124L47 125ZM69 122H67L66 124H68ZM114 123H116L115 125L118 127V128H116L115 126H114ZM138 123V124H137ZM148 123V124H147ZM159 123V124H158ZM181 123H183V124H181ZM198 123H200L201 125H207V127H205L206 128V130H205V128H204V126L202 127L201 125H198ZM215 123L218 125L217 127L215 126ZM221 123V126L219 125ZM237 123V124H236ZM4 124V125H3ZM5 124H7L6 126H5ZM23 124H24V126H23ZM125 124V125H124ZM126 124H128L127 125V127H126ZM137 124V125H136ZM155 124V125H154ZM156 124H158L157 126H156ZM161 124V125H160ZM164 124V125H163ZM166 124V125H165ZM176 124V125H175ZM190 124V125H189ZM191 124H195V125H197V127L194 125H191ZM227 126H226V125ZM8 125H9V128H11V129H9L8 128ZM28 125V126H27ZM50 125V126H49ZM75 125V124H74ZM120 125V126H119ZM122 125H124L125 126V129H127V130H125L124 129V126H122ZM141 127H139V126ZM142 125V126H141ZM152 125V126H151ZM162 125H163V127H167V128H163L162 127ZM186 127H185V126ZM212 127H211V126ZM18 126H19V128H18ZM21 126H23L22 127V129H21ZM31 126V127H30ZM43 126H45V129L47 130V132L45 133V134H48V132L50 131V133H51V135H50V133H49V135H47V137H46V135L45 134H40L41 132H37V131H39V130H42L43 128ZM113 126V127H112ZM189 126V127H188ZM191 126H193V127H191ZM208 126H210V127H208ZM231 126V127H230ZM232 126L233 127H235V128H233V130H232ZM26 127V128H25ZM30 127V128H29ZM33 127V128H32ZM36 127V128H35ZM50 127V128H49ZM97 127V129H95ZM115 127V128H114ZM137 127V128H136ZM161 127V128H160ZM179 127H184V128H179ZM226 127V128H225ZM228 127V128H227ZM259 127V128H260ZM28 128V129H27ZM33 130H32V129ZM52 128H53V130H52ZM55 128H56V130H55ZM114 128V129H113ZM121 128V129H120ZM136 128V129H135ZM142 128H144V129H142ZM147 128H151L150 130H148ZM156 128H160L161 130H160V132H159V129H157V131H156V129L154 130V129ZM186 128V129H185ZM200 128V129H199ZM202 128V129H201ZM203 128H204V130H203ZM209 128V129H208ZM214 128V129H213ZM222 128V129H221ZM224 128V129H223ZM230 128H231V130H230ZM264 128V127H263ZM19 129V130H18ZM23 129H27L25 132H23V131H21V130H23ZM35 129H37L36 131H35ZM109 129H111V132L112 133H114V136H117V138H115V139H117L118 141H117V143H116V140L115 139H113L114 138V136L112 137V135L113 134H111L110 133V131H109ZM113 129V130H112ZM117 129V130H116ZM120 131H119V130ZM124 129V130H123ZM135 130V131H133V133H131L132 132V130ZM146 129V130H145ZM166 129V130H165ZM168 129V130H167ZM177 129H179L178 131H177ZM187 130V129H189V130H187L186 132H187V134H186V132L184 133L182 130ZM190 129H192V130H190ZM198 129H199V131H198ZM213 129V130H212ZM32 130V131H31ZM45 130V131H46ZM52 130V131H51ZM79 130V131H78ZM87 130V131H86ZM99 130V131H98ZM102 130H104V134L102 133ZM109 131V133H108V131ZM131 130V131H130ZM148 130V131H147ZM152 130H153V132H152ZM164 132H163V131ZM184 130V131H185ZM194 130V131H193ZM210 130H212V131H210ZM229 130V131H228ZM244 130V129H243ZM18 131H20V132H18ZM31 131V132H30ZM44 131V130H43ZM53 131H54V133L56 134H54L53 133ZM94 131H96L95 133H94ZM106 131H107V134H106ZM118 131V132H117ZM123 133H122V132ZM124 131H125V133H124ZM130 131V132H129ZM166 131V132H165ZM189 131V132H188ZM193 131V133L195 132V133H198L197 135L194 133H191ZM210 132V133H208V132ZM226 131H228V132H226ZM234 133H233V132ZM10 134H9V133ZM81 132V133H80ZM117 132V133H116ZM120 132V133H119ZM127 132V133H126ZM159 132V133H158ZM163 132V133H162ZM171 132H172V135H170L171 134ZM176 132H178L177 134H176ZM184 134H186V136L184 135L183 136V138L180 136V135H182L183 133ZM206 132V133H205ZM216 132V133H215ZM222 132V133H221ZM231 132H232V134H231ZM8 133V134H7ZM12 133V134H11ZM18 133V134H17ZM22 133V134H21ZM38 133V134H37ZM52 133L54 134V135H52ZM77 133H80V135H78ZM85 133H86V135H85ZM94 133V135H92ZM147 133V134H146ZM155 133V134H154ZM156 133H158V135L156 134ZM160 133H162V136H159V135H161ZM167 133V134H166ZM182 133V134H181ZM240 133H242L241 135H240V137H242V138H244L243 139V141L242 142H244L245 144H241L240 145V147H238V148H236V149H234L233 150V148L232 147H230V146H227V144H229V141L228 140H230V141H232V139L234 140V138L236 137L237 139H240V137H238L239 136V134ZM263 133V134H262ZM14 134V135H13ZM16 134V135H15ZM25 134V137L24 138H21V137H23V135ZM28 136H27V135ZM30 134V135H29ZM58 134V135H57ZM74 134H76V135H74ZM88 134V135H87ZM101 134H103L104 136H105V134H106V136H108L109 135V137H107L106 138V140H107V143L108 142H111V144L109 143V144H107V143H105L106 141H104L103 142V144L101 145V143H102V138L104 137V136H102ZM117 134V135H116ZM119 134V135H118ZM124 134H125V136H124ZM144 134V135H143ZM208 134V135H207ZM214 134V135H213ZM216 134V135H215ZM227 134V135H226ZM234 134H235V136H234ZM261 134H262V136H261ZM7 135V136H6ZM31 135H32V137H31ZM36 135L37 137H34V136ZM85 135V137H86V139H84L83 138V136ZM194 135H196V136H194ZM202 135V136H201ZM206 135V137H204ZM233 135V136H232ZM238 135V136H237ZM14 136V137H13ZM26 136L28 137V138H30V140L28 139V138H26ZM39 136H42V137H39ZM49 136L51 137L52 136V138H49ZM55 136V137H54ZM58 136V137H57ZM77 136V138H75ZM87 136L88 137H90L91 136V138H87ZM96 136V137H95ZM100 136V137H99ZM139 136V137H138ZM156 136V137H155ZM188 136V137H187ZM200 136V137H199ZM218 136V137H217ZM224 136H226V137H224ZM33 137H34V140L35 141H37V139H38V141L37 142H35L34 140H33ZM45 137H46V139H45ZM54 137V138H53ZM58 139H57V138ZM158 137H160V140H159V138ZM162 137V138H161ZM181 137V138H180ZM187 138V140H186V138ZM199 137V139H197ZM201 137H203V138H205V140L204 139H202V140H204L205 142H208L209 144L208 145H210V146H208L207 148L206 147H202V140L200 139ZM217 137V138H216ZM233 137V138H232ZM26 138V139H25ZM60 138V139H59ZM69 138H68V140H69ZM82 138V139H81ZM94 138V139H93ZM100 138V139H99ZM185 138V139H184ZM194 139V141L192 140V139ZM208 138V139H207ZM232 138V139H231ZM235 138V139H236ZM254 138V139H253ZM23 139H25V141L28 143V145H27V147L28 148H26V145H24L25 146V148H24V146L23 147H19V145H21L22 146V144H27ZM28 139V140H27ZM45 139V141H44V143H42L43 142V140ZM56 141H55V140ZM96 139H98V140H101V141H97ZM110 139V140H109ZM123 139H125V140H123ZM164 139V140H163ZM168 139V140H167ZM212 139V140H211ZM226 139H228V140H226ZM246 139V140H245ZM11 142H10V141ZM18 140V141H17ZM34 141V143H33V141ZM41 140V141H40ZM47 140H48V142H47ZM83 140H84V142H83ZM87 140H89V141H87ZM92 140H94V141H92ZM112 140V141H111ZM113 140H115V142H113ZM181 140H182V142H181ZM183 140H185V141H183ZM193 141V143H191L190 144V142L189 141ZM226 140V141H225ZM252 140V141H251ZM260 140V141H261ZM22 141V144H20V142ZM52 141V142H51ZM54 141V142H53ZM57 141H59V142H57ZM64 141L65 143H66V145H65V143L63 142V144H62V142ZM72 141V142H71ZM76 141V142H75ZM82 141V142H81ZM119 141H121V142H119ZM145 141H148L147 143H145ZM165 141V142H164ZM174 141V142H173ZM175 141H178V143L177 142H175ZM203 141V142H204ZM210 141V142H209ZM246 141V142H245ZM253 141H255V142H253ZM30 142H31V144H32V146H31V144H30ZM39 142V143H38ZM51 144H50V143ZM90 142V143H89ZM94 144H93V143ZM143 142V143H142ZM173 142V143H172ZM195 142V143H194ZM36 143V144H35ZM52 146V147H58V150H55L53 153H50V155H48V159H49V161H48V159H46V158H44L43 156H42V154L45 152H47V150L48 149H50L51 148V146H49V144ZM53 143V144H52ZM57 143H58V145H57ZM71 143V144H70ZM74 143V144H73ZM83 143V144H82ZM85 143V144H84ZM114 143V144H113ZM116 143V144H115ZM120 143V144H119ZM126 143V144H125ZM172 143V144H171ZM180 143V144H179ZM211 143H212V146L213 147H211ZM258 143H260L261 145H259ZM11 144V145H10ZM16 144V145H15ZM39 146H38V145ZM41 144H44V145H41ZM48 144V145H47ZM56 144V145H55ZM59 144H62L63 146V150H62V148H61V145H59ZM68 144V145H67ZM90 144H93V145H97L98 146V148H97V146L95 145V146H92L91 145V147H90ZM118 144H119V146H118ZM125 144V145H124ZM178 144V145H177ZM214 144V145H213ZM254 144H257V145H259L258 146V148H257V145H254ZM47 145V146H46ZM54 145V146H53ZM64 145L66 146V147H64ZM70 145V146H69ZM77 145H78V147H77ZM90 147V150L88 149L89 147ZM106 145V146H105ZM108 145V146H107ZM113 145H115V146H113ZM119 147H117V146ZM122 145V146H121ZM134 145H135V147H134ZM168 145V146H167ZM198 145V146H197ZM199 145H201V147L199 146ZM245 145V146H244ZM36 147V149H35V147ZM40 146H42V147H40ZM45 146V147H44ZM48 146L50 147V148H48ZM75 146L77 147V148H75ZM83 147V148H80V150L78 149L79 147ZM85 146H87V147H85ZM100 146V147H99ZM105 146V147H104ZM109 146H111V147H113V148H111V152H110V154L112 153V155H115L114 153H116L115 151H118V153H120V151L121 150H124L123 152H125V155H127V156H125L124 154H123V152H121L122 154H118V153H116V155L114 156V160H115V158H116V156L118 157V158H116V159H119V161H122V159H123V162L125 163V164H123V163H120V164H118V168L120 167V169H118V171H117V166L116 165H114V164H112V166H113V171L114 172H118L117 174H118V176H117V174L116 175H114L113 176V174L110 176V178L111 179H113V180H109L108 179V181H106L107 182V185H109V186H104V187H98V186H101L102 185V182L101 181H103V179L102 178H100V180L101 181H98V178L99 177H96V176H94L93 177V179H91L90 177H92L91 175H92V172L91 171H89V169L87 168V166H86V161L84 160V159H82L83 161V163L79 160V162H78V156L79 157H82L83 155L82 154H84V155H86V156H88V157H91V158H93V155H94V157H97V155H98V157L100 156V154H101V152L104 150V149H108V147ZM124 146V147H123ZM172 146V148H170ZM178 146V147H177ZM197 146V147H196ZM253 146H255V148H256V150H254L255 148L253 147ZM38 147V148H37ZM92 147H93V149H92ZM103 147V150L102 149H99V148H102ZM116 147V148H115ZM121 147H123V148H121ZM246 147V148H245ZM249 149H248V148ZM253 147V148H252ZM259 147L261 148L260 150L261 151H258L259 150ZM16 148V149H15ZM22 148H24V149H22ZM40 148V149H39ZM45 149V151H43L42 152V150L43 149ZM70 148V149H69ZM84 148H85V152H84ZM116 150H115V149ZM199 149V150H197V149ZM206 148V149H205ZM209 148V149H208ZM9 149V150H8ZM18 149V150H17ZM19 149H21V150H19ZM28 149V151H26ZM33 149H34V151H33ZM38 149V150H37ZM68 149V150H67ZM83 150V152H82V154H79L78 152H80L81 153V151ZM118 149H121V150H118ZM132 149V150H131ZM136 149H137V152H136ZM179 149V150H178ZM193 149H194V151H193ZM203 149V150H202ZM244 149H247V150H244ZM14 150V151H13ZM17 150V151H16ZM30 150V151H29ZM41 150V151H40ZM68 152H67V151ZM75 150V151H74ZM76 150L78 151V152H76ZM88 150L90 151V152H88ZM113 150H115V151H113ZM127 150H128V152H127ZM130 150V151H129ZM134 150V153L133 152H131V151H133ZM178 150V151H177ZM183 150V151H182ZM187 151V153L185 152V151ZM201 150V151H200ZM232 150L233 151H237L238 150V153H240V154H244V151H245V154L243 155V157L242 156H240L239 154H237V152L235 153V152H233V153H235V154H233L232 153ZM243 150V151H242ZM251 150V151H250ZM24 152V154H23V152ZM33 151V152H32ZM59 151H62V152H64V154L61 152H59ZM70 151V152H69ZM72 151V152H71ZM74 151V152H73ZM94 151V152H93ZM99 151V152H98ZM179 151H180V153H179ZM250 151V152H249ZM257 151V152H256ZM19 152H21V153H19ZM36 152V153H35ZM38 152V153H37ZM57 154H56V153ZM66 152V153H65ZM88 152V153H87ZM130 152V153H129ZM154 152V153H153ZM246 152H248V153H246ZM251 152H252V154H251ZM27 153V154H26ZM72 153V154H71ZM74 153V154H73ZM75 153H77L76 155H75ZM95 153V154H94ZM97 153V154H96ZM127 153V154H126ZM132 153V154H131ZM156 153V154H155ZM158 153V154H157ZM166 153V154H165ZM232 153V154H231ZM259 153V154H258ZM22 154V155H21ZM28 154H30V155H28ZM31 154H33V155H31ZM56 154V155H55ZM67 154H68V156H67ZM88 154V155H87ZM93 154V155H92ZM129 154H130V156H129ZM137 154V155H136ZM146 154V155H145ZM157 156H155V155ZM177 154H178V156H177ZM192 154V155H191ZM209 154H210V156H209ZM231 154V155H230ZM248 154V155H247ZM3 155V156H2ZM13 155H15V156H13ZM40 155V156H39ZM69 155L71 156V157H69ZM72 155H74L73 157H72ZM80 155H82V156H80ZM90 155V156H89ZM140 157H139V156ZM147 155H149V156H147ZM162 155V156H161ZM190 155V156H189ZM235 155V156H234ZM236 155H239L240 157H242V159L239 157V156H237L236 157ZM246 155H247V157H246ZM252 155V156H251ZM256 155V156H255ZM21 157H23V158H21V160L23 161V163L25 164L24 166H23V163H21L22 161L20 160V158ZM25 156V157H24ZM31 156V157H30ZM54 156V157H53ZM57 156H59L58 158H57ZM62 156V157H61ZM66 158H65V157ZM119 156H121V158L119 157ZM135 156V158L136 159H134L133 157ZM137 156V157H136ZM154 157V159H153V157ZM167 156V157H166ZM258 156V157H257ZM18 157V158H17ZM28 158V159H25V158ZM39 157H41V158H39ZM42 157H43V159L46 161H44V160H41L42 159ZM65 159H64V158ZM127 157H130V158H127ZM143 157H147L146 159L145 158H143ZM189 157H190V159H189ZM191 157H192V162L191 161H188V159L189 160H191ZM206 157V158H205ZM240 159H239V158ZM246 157V158H245ZM249 157V158H248ZM257 157V158H256ZM30 158V159H29ZM37 158V159H36ZM52 158H54V159H56V160H54V162H55V165L53 166V164L51 163V162H53L52 161ZM68 158H70V159H72V160H70V159H68ZM75 158V159H74ZM77 158V159H76ZM133 158V159H132ZM156 158V159H155ZM161 158V159H160ZM188 158V159H187ZM196 158V159H195ZM234 158V159H233ZM239 159V160H237V159ZM252 158V159H251ZM255 158V159H254ZM12 159H14L13 161H12ZM18 159H19V164L18 165H13V166H11L10 164H14V163H18L17 161H18ZM34 159H36V161L34 160ZM39 159V160H38ZM63 159H64V161H63ZM124 159H126V161L124 160ZM130 159V160H129ZM139 159V160H138ZM143 159V160H142ZM159 160V162L160 163H158V162H156L155 160ZM164 159H165V161H164ZM210 160V166H213V167H210L208 164L207 165H204L203 163H201V162H205L206 160ZM251 159V160H250ZM17 160V161H16ZM41 160V161H40ZM60 160V161H59ZM67 160V161H66ZM76 160V161H75ZM129 160V161H128ZM131 160H133V161H131ZM137 162V166L138 165H142V166H147L149 163H150V166H147V167H149L150 169L152 168V172H156L157 174H155V172H154V174H155V176H156V179H158L157 180V182H156V179L155 178H153L154 180H147L146 179V181L149 183V184H147V182L145 181V183L147 184H138L139 186H137L136 184H134V183H132V182H130V181H127V180H121L120 182L119 181H116V179H114V177L115 178H117V180H120V179H123L125 176H127V175H129V174H126V173H129V171H130V173H132L133 172V174L136 176V175H138V173H135V172H138V169L136 170V168H137V166H136V163H133V162H135V161ZM140 160H142V161H144L145 162V160H146V162L144 163V162H142V161H140ZM157 160V161H158ZM162 160V161H161ZM234 160V161H233ZM236 160V161H235ZM250 160V161H249ZM12 161V162H11ZM16 161V162H15ZM27 161V162H26ZM30 161V162H29ZM43 161V164L45 165L46 164V168L48 169V170H51V168L52 167H55L56 169H55V171L54 170H51V171H54V174L52 175H50V172L48 171V173L47 174H49V176H51V177H55L53 180H55V181H49V184H51V189H49L50 188V185L47 187H45L44 188V185H41V187H40V185H38L39 187H40V189H39V187L37 186H30V184H32L31 183V177H30V175L32 174L31 172H33V169L35 170V168L37 167V168H39L40 167V165H38V164H41V163H39V162H42ZM48 161V162H47ZM56 161H57V163H56ZM58 161H59V163H58ZM66 161V162H65ZM68 161H70V162H68ZM73 161H75V162H73ZM128 161V162H127ZM153 161V163H151ZM168 162L169 164H164V163H162V162ZM232 161V162H231ZM247 161V162H246ZM2 162V163H1ZM4 162V163H3ZM37 163V164H34V163ZM45 162V163H44ZM156 162V163H155ZM7 163V164H6ZM27 163H28V167H26V165H27ZM33 165H32V164ZM72 163V164H71ZM75 163H76V166L74 167V165H75ZM128 163V164H127ZM140 163V164H139ZM158 163V164H157ZM197 163V164H196ZM234 163V164H233ZM22 164V165H21ZM31 164V167H33V169H30L31 167L29 166ZM49 164H50V166L52 165V167L50 168V166H49ZM56 164H58V167H64V169H58V167H56L57 165ZM80 164V165H79ZM123 164V165H122ZM131 164H133V165H131ZM157 166H156V165ZM194 164V166H192ZM199 164V165H198ZM7 165V166H6ZM35 165H37V166H35ZM64 165V166H63ZM69 165V166H68ZM125 165H127V167L125 166ZM151 165H154L155 167H154V171H153V166H151ZM159 165V166H158ZM161 165V166H160ZM197 165V166H196ZM234 165V166H233ZM130 166V167H129ZM132 166V167H131ZM196 166V167H195ZM198 166H199V168H198ZM239 166H240V168H239ZM245 166V167H244ZM26 167V168H25ZM44 168H45V166H43ZM82 167H83V169H82ZM86 167V170L84 169ZM114 167L116 168V169H114ZM163 167V168H162ZM165 167V168H164ZM200 167H201V169H200ZM209 169H208V168ZM235 167V168H234ZM3 168H5V169H3ZM12 168V169H11ZM18 168V169H17ZM23 168V169H22ZM73 168V169H72ZM121 168H123L122 170H121ZM133 168H135V169H133ZM162 168V169H161ZM195 170H194V169ZM204 168V169H203ZM207 168V169H206ZM236 168H238L240 171H238V169H236ZM243 168V169H242ZM84 171H87V173H84L82 170ZM133 169V170H132ZM164 169V170H163ZM190 169H193V170H190ZM200 169V170H199ZM206 169V170H205ZM210 169H212V170H210ZM213 169H215V170H213ZM219 170V172H218V170ZM236 169V170H235ZM17 170V171H16ZM22 170V171H21ZM28 171V172H25V171ZM32 170V171H31ZM59 170V171H58ZM121 170V171H120ZM126 170V171H125ZM156 170H158V171H156ZM163 170V171H162ZM190 170V171H189ZM200 172H199V171ZM202 170V171H201ZM208 170V171H207ZM217 170V171H216ZM25 172V174H24V172ZM46 171L47 170H44V172L46 173ZM57 171H58V173H57ZM102 171V170H101ZM125 172V174L126 175H124V172ZM160 171V172H159ZM189 171V172H188ZM196 171H198V173L196 172ZM206 171V178L208 179V182H209V178H210V176L211 177H215L214 179H216L217 180V182L218 183H216L215 181L216 180H214L213 179V184L212 183H210L209 182V184H208V182H207V180H206V178L204 179H202V177H205V174L203 173V172H205ZM215 175H213L211 172ZM215 171V172H214ZM238 171V172H237ZM6 172V173H5ZM8 172V173H7ZM30 172V175H28L27 173H29ZM35 172V171H34ZM43 172V173H44ZM77 172V173H76ZM90 172V173H89ZM191 172V173H190ZM202 172V173H201ZM210 172V173H209ZM234 172V173H233ZM237 172V173H236ZM258 172V173H257ZM22 173V174H21ZM88 173H89V175H88ZM119 173H121V174H119ZM123 173V174H122ZM189 173V174H188ZM192 173H195V174H192ZM197 173V174H196ZM202 175H201V174ZM218 173H219V175H218ZM261 173V174H260ZM7 174H8V176H10V177H8L7 176ZM10 174V175H9ZM20 176H19V175ZM34 175H36L35 173H33ZM31 175V176H34V175ZM57 176H56V175ZM70 174V175H69ZM161 176H160V175ZM207 174H210V175H207ZM213 176H212V175ZM8 177V178H5L6 176ZM65 175V176H64ZM69 176V177H67V176ZM77 175H79V176H77ZM119 175H121V177L119 178ZM123 175H124V177H123ZM198 175V176H197ZM199 175L201 176V177H199ZM216 175H218V176H216ZM26 176V177H25ZM28 176H29V178H28ZM42 176H43V174H42ZM62 176V177H61ZM71 176H73V177H71ZM208 176H209V178H208ZM0 177V178H1ZM22 177V178H21ZM45 177H47V175L45 174ZM58 179H57V178ZM76 177H77V180H76ZM79 177V178H78ZM138 177V176H137ZM195 177V178H194ZM197 177H199L198 179H197ZM229 177V178H230ZM244 179H243V178ZM27 178V179H26ZM68 178V179H67ZM71 178H75L74 180L76 181V183H77V185H75V188H74V192H75V194L74 195H71V194H69V189H67V187L65 186H62L63 184L64 185H71V186H73L74 187V184H72V182L73 183H75L74 181H72L71 180ZM84 178H87L86 180L88 181V180H91V181H89V182H85V179ZM161 178V179H160ZM189 178H190V181H189ZM193 178V179H192ZM218 178H220L221 179V181H220V179H218ZM262 178V179H261ZM20 179H22V180H20ZM29 179V180H28ZM61 180V181H58L57 182V180ZM70 179V180H69ZM94 179H96L95 181H97V182H95L94 181ZM184 179V181L186 180V183H183L182 182V180ZM188 179V180H187ZM202 181H200V180ZM223 179V180H222ZM248 179V181H246V180ZM250 179V180H249ZM16 180V181H15ZM26 180V181H25ZM43 180V179H42ZM68 180L71 182H69L68 183ZM79 180H84V182H79ZM115 180V181H114ZM175 180V181H174ZM191 180H192V184H191ZM195 180H197V184L195 183L194 184V182H195ZM239 180V181H238ZM241 180H243V181H241ZM9 181V182H8ZM11 181H13V182H11ZM18 181V182H17ZM64 183H63V182ZM93 181H94V183H93ZM112 181V183H110ZM116 183L115 185H116V187L115 188H113L115 185H114V182ZM127 181V182H126ZM179 181H180V183H179ZM188 181V182H187ZM207 182V183H204V182ZM27 182V183H26ZM29 182V183H28ZM54 182V183H53ZM58 184H57V183ZM61 182V183H60ZM117 182H119V185L117 184ZM156 184H155V183ZM176 184H175V183ZM239 182V183H238ZM240 182H242L243 183V185H240V184H242V183H240ZM263 182V183H262ZM7 183V184H6ZM9 183V184H8ZM12 183H13V185H12ZM23 183V184H22ZM26 183V184H25ZM57 185H56V184ZM60 183V184H59ZM66 183V184H65ZM80 183V185H78ZM89 183H91V184H89ZM96 183V185H98V186H96V185H93V184H95ZM122 183V184H121ZM126 183H128V184H126ZM129 183H132V184H129ZM154 183V184H153ZM157 183H159L158 184V186H157ZM181 183H183V184H187L185 187L184 186H182L181 185ZM188 183H190V186L189 187H191V188H193V189H191L192 191H191V193H190V188L189 187H187L189 184ZM198 183H199V185H198ZM202 183V184H201ZM22 184V185H21ZM56 185V186H54V185ZM82 184V185H81ZM112 184V185H111ZM169 184V185H168ZM171 184H173V185H171ZM178 184H180L181 185V187H180V185H178ZM194 184V185H193ZM217 186H216V185ZM60 185H61V187H60ZM118 185V186H117ZM125 185V186H124ZM130 185V186H129ZM134 185V186H133ZM144 185V186H143ZM153 185H155V186H153ZM161 185V186H160ZM162 185H164V187L162 186ZM165 185H168L169 187H170V189H169V187L168 186H165ZM192 185V186H191ZM206 185V186H205ZM216 187H215V186ZM2 186V187H1ZM4 186V187H3ZM10 186V187H9ZM57 186H58V188H57ZM97 187V189L99 190V192L98 191H95V189H96V187ZM111 186H112V188H111ZM123 186V187H122ZM136 187L135 189L134 188H132L131 190H129L131 187ZM143 187V189L145 188V191H146V189H147V191L149 192V194H151L150 196H149V194L148 193H146V192H144V190L142 189V187ZM153 186V187H152ZM157 186V187H156ZM179 186V187H178ZM194 186H199V188L200 189H202L201 191L199 190V188L198 187H196V188H194ZM204 186V187H203ZM208 186V187H207ZM213 186V187H212ZM31 187V188H30ZM33 187V188H32ZM52 187H54L53 189H52ZM68 187H70V186H68ZM109 187V188H108ZM119 187V188H118ZM128 187V189H126ZM185 188L186 190H187V188L189 189V190H187V192H186V190H184V191H182V189L181 188ZM202 187V188H201ZM205 187H207V189L205 188ZM215 187V188H214ZM230 187V186H229ZM6 188V189H5ZM43 188V189H42ZM48 188V189H47ZM59 188H61V189H59ZM64 188H66L65 190H64ZM101 188H102V191H101ZM107 188H108V190H107ZM117 188H118V190H117ZM121 188V190L119 191V189ZM157 188V189H156ZM161 188V189H160ZM164 188V189H163ZM175 188V189H174ZM179 188V189H178ZM198 188V189H197ZM208 188L210 189V192L208 191ZM211 188H213L212 189V192H211ZM228 188V187H227ZM1 189H3V190H1ZM16 189V190H15ZM33 189V190H32ZM96 189V190H97ZM161 190V192H160V190ZM199 191V192H201V194L197 191V190ZM205 189V190H204ZM214 189H216V190H219V192H217L216 190H214ZM257 189V190H256ZM9 190V191H8ZM32 190V191H31ZM45 190V191H44ZM103 190H104V192H103ZM106 190H107V192H106ZM127 190V191H126ZM140 190V191H139ZM142 190V191H141ZM155 190H153V191H155ZM163 190V191H162ZM174 191V193H172L173 191ZM180 190V191H179ZM194 190H196V191H194ZM8 192V193H6V192ZM24 191V192H23ZM64 191V192H63ZM116 191V192H115ZM124 191H125V194H124ZM129 191H131V192H129ZM134 191H136V192H134ZM138 191V192H137ZM166 191V192H165ZM177 191V192H176ZM54 192H55V194H54ZM96 192H98V194L96 193ZM101 192H103V193H101ZM119 192V193H118ZM132 192H133V195H131L132 194ZM144 193V195H145V197H143V195L141 194L140 195V193ZM165 192V193H164ZM176 192V193H175ZM189 192V193H188ZM245 192H246V194H245ZM116 193V194H115ZM122 193V194H121ZM135 193V194H134ZM179 193H181V194H179ZM182 193H184V194H182ZM187 193V194H186ZM198 193V194H197ZM205 193V195L203 196L202 194H204ZM212 193V194H211ZM214 193V194H213ZM217 193H219V194H217ZM20 194H22V195H20ZM59 194V195H58ZM105 194V195H104ZM139 194V195H138ZM173 194V195H172ZM176 194V195H175ZM178 194V195H177ZM200 194V195H199ZM216 194V195H215ZM221 194V195H220ZM248 194V195H247ZM14 197H13V196ZM56 195H58L59 196V198H66V200L68 201H65V202H63V203H61V202H59L58 203V205H57V202L56 201H54L55 200V198H58V196H56ZM63 196V197H61V196ZM72 196L71 198H70V196ZM102 195H103V197H102ZM121 195V196H120ZM124 195V196H123ZM127 195V196H126ZM202 195V196H201ZM211 195V197H210V200H207L208 198H209V196ZM218 195V196H217ZM235 195V194H234ZM261 195H263V196H261ZM67 196H68V198H67ZM92 196V197H91ZM126 196V197H125ZM134 196H135V198L136 199H134ZM142 196V197H141ZM184 196V197H185ZM215 196H216V199H215ZM54 197V199H53V201H54V203L56 204V205H54V203H53V201H52V198ZM124 197H125V199H124ZM139 197H141V198H139ZM181 197V198H180ZM199 197V198H198ZM208 197V198H207ZM217 197H219L218 199L220 200H218L217 199ZM261 197H263V198H261ZM12 198V199H11ZM64 198V199H65ZM73 198V199H72ZM89 198V199H88ZM104 198L106 199V200H104ZM138 198V199H137ZM229 198V199H228ZM10 199V200H9ZM16 199V200H15ZM72 199V200H71ZM141 199V201H136L137 203H143L142 200ZM205 199V200H204ZM7 200V201H6ZM12 200V201H11ZM50 200H51V204H53V205H51L50 206ZM145 200V199H144ZM198 200V201H199ZM215 200V201H214ZM217 200H218V204L216 203L217 202ZM238 200H240V199H238ZM6 201V202H5ZM213 201V202H212ZM33 202V203H32ZM38 202H39V204H40V208L39 207H37V206H39V204H38ZM45 202V203H44ZM67 202V203H66ZM106 202V203H105ZM145 202L146 203H144V206H146V204H147V206H146V214H145V211H141V213H144V215H147L148 216V218H150V214L152 213V214H154L155 212H156V210H155V207H151V204H149V203H151L152 202V200H150L148 203H147V201L145 200ZM163 202H167V201H163ZM230 202V201H229ZM43 203V204H42ZM49 203V204H48ZM111 203H114V205H112ZM140 203V204H141ZM213 203V204H212ZM263 203V204H262ZM33 204V205H32ZM36 204H37V206H36ZM43 206H42V205ZM45 204H46V207H45ZM64 204H68L67 206H69V207H71V210H70V208H67V209H64L65 207H67V206H64ZM70 204L72 205V206H70ZM109 205V207H106V206H104V205ZM208 204V203H207ZM221 204V205H220ZM4 205V204H3ZM5 205H4V207H5ZM233 205V204H232ZM47 206H49V207H47ZM54 206H56V208L54 207ZM148 206H150L149 207V209H152L154 212H152V210L150 211L147 207ZM164 207H166L167 206V204L166 205H163ZM210 206V207H209ZM217 206V207H216ZM221 206V207H220ZM223 206V207H222ZM237 206H238V204H237ZM258 206L259 208H256V207ZM3 206H1V208H2ZM57 207H58V209H57ZM220 207V208H219ZM226 207V208H225ZM34 208V209H33ZM47 209L46 210V214H43L44 212H45V210L44 209ZM52 208V209H51ZM74 208L76 209H79V210H81V211H83L84 212V214L85 215H87L88 217H89V219H91V220H89V219H87L86 221H85V223L83 224L81 221L78 223V221L80 220L78 217L76 218L75 216H77V215H73L74 213H73V211L72 210H74ZM215 208V209H214ZM216 208H218V209H216ZM5 209V210H4ZM2 208V210H4L6 213H5V216H9V214L10 215H13V213L11 214V213H9V211L8 210H6V208ZM40 211H39V210ZM56 209V210H55ZM68 209H69V211H68ZM222 209V210H221ZM229 209V208H228ZM257 209V210H256ZM41 210H43V211H41ZM52 210V211H51ZM65 210H66V213L64 214V212H65ZM216 210H218V212L215 211ZM253 209H250L249 211H248V213L247 214H245V213H240V216H239V214H237L236 215V219L238 220L239 218H241V219H244V218H248V217H251V215L253 214V213H256L255 211H252ZM60 211V212H59ZM70 213L71 211V213H70V215L68 214V212ZM149 213H148V212ZM184 212H180V216H182L183 214H184V216H185V213H186V211L185 210H183ZM225 211V210H224ZM262 211H264L263 209L262 210H260L259 212H262ZM56 212L57 213H61V215L62 214H64L65 216H61L60 214H56ZM159 212V211H158ZM170 212H172L171 213V215H173V214H175V213H177L176 211H174V209L173 208H170ZM213 212H215V213H213ZM226 212H227V210H226ZM49 213V214H48ZM201 213V214H200ZM218 213V214H217ZM228 214H229V210H228V212H227ZM257 213H256V215H257ZM67 214V215H66ZM72 214V215H71ZM203 214V215H202ZM213 214H215V216L213 215ZM259 214V213H258ZM44 216L45 217V215H46V217H47V215L49 216V217H51L50 219V224L49 223H47V222H49V218H48V220L46 219V217L44 218V217H42V216ZM54 217H53V216ZM60 215V217H58V218H60V220L61 221H64L65 223H61V221L59 220V219H55L57 216H59ZM249 215V216H248ZM255 214H253L252 216H254ZM255 215V216H256ZM5 216H3V218L5 217ZM56 216V217H55ZM67 216V218H65ZM92 216V217H91ZM184 216H183V218H181L180 219V221H182L183 219H184ZM213 216V217H212ZM245 216V217H244ZM42 217V218H41ZM62 217H64L65 218V220H63V218ZM71 217H73V218H71ZM1 218L2 217H0V221L2 222L3 220H1ZM41 218V219H40ZM71 218V219H70ZM40 219V220H39ZM43 219V220H42ZM209 219V220H210ZM235 219V220H236ZM36 220V221H35ZM53 220H54V222H57V223H55L54 225H58L59 223H60V225H58V227H57V229L59 230V228H60V230H62V231H60V232H58L57 233V231L58 230H56V228H54V227H56V226H54L53 225ZM56 220V221H55ZM71 220V221H70ZM73 220V221H72ZM75 220V221H74ZM208 220V222L210 223L211 222V220L209 221ZM240 220V219H239ZM46 223H45V222ZM51 221L53 222V223H51ZM67 221H69L68 222V226H69V228L70 229H67V227L65 226V225H67L66 224V222ZM89 221V222H88ZM0 222V223H1ZM40 222V223H39ZM70 222H72L73 224H71ZM76 222H77V226L80 224V229H86V228H89V229H91L93 232L92 233H90V235L89 236H87V235H79V232H80V229H79V227H77L75 224H76ZM231 222H233L232 224H230ZM231 222L229 223V225H231V227L229 226V229L230 228H233V226L232 225H234L235 224V222H238V221H233V219L231 220ZM75 223V224H74ZM82 223V224H81ZM163 223H165V219H164V216L162 215V213L161 212H159V219H158V223H157V225H156V227L154 228V229H157V228H159L158 226H159V224H163ZM42 224V225H41ZM64 225V228H63V225ZM71 224V225H70ZM86 224V225H85ZM211 224V223H210ZM40 225V226H39ZM72 225H73V230L75 229V231L74 232H72V231H70L71 229H72ZM82 225H84V227L82 226ZM7 226V227H6ZM47 226H48V228H47ZM49 226H51L50 227V230H49ZM53 226V227H52ZM81 226L83 227V228H81ZM235 226V225H234ZM23 228V229H20V228ZM45 227V228H44ZM12 228V229H11ZM25 228V229H24ZM52 228H54V229H52ZM76 228H78L77 230H76ZM4 229H6V230H4ZM10 229V230H9ZM20 229V230H19ZM40 229V230H41ZM67 229V230H66ZM141 230H143V232H144V228H140ZM150 229V228H149ZM229 229L227 228H222L221 229V231L220 230H218L217 232H216V234L218 233V235H216L213 231H211V228L210 229H207V230H209V231H211V232H213V233H209V231H207L208 232V234H210V235H208V234H205L203 237H200L198 240H197V243H195V244H193L192 243V246L194 245H198V248H200L199 249V251L202 253L201 255H204V257H203V261L204 262H206V263H208V261L210 260V263L209 264H211V262H212V264H264V250H261V249H259L258 251L256 250V258L254 257V258H245V256H243L244 254H243V252L246 254V252H249V253H251L252 251H255L254 249H252V251L249 249V251H247V249L245 250V244H244V240H242V236L240 237V236H237L236 238L235 237H230V236H228V238H227V233H228V231H229ZM24 230H27V232H25V233H27V234H25L23 231ZM51 230H55L56 231V233L57 234H61L60 235V237H57L58 235L55 233V232H53V231H51ZM67 232H66V231ZM141 230H139L138 231V228H137V232H134V231H131L133 234H137L136 236H138L137 238H136V236L134 237V235H133V237H134V239H139L140 237H141V234H143V235H145L146 234V232H144V233H142V231ZM166 230H168V226H167V228H166ZM228 230V231H227ZM3 231H6V232H4V233H2ZM31 231V232H30ZM37 231L39 232V233H37ZM51 231V232H50ZM145 231H147V230H145ZM149 231H151V230H149ZM149 231H147V233H149ZM201 231H203V229H201ZM227 231V232H226ZM14 231H13V233L14 234H16ZM20 232H22V234L20 233ZM42 232V233H41ZM44 232V233H43ZM45 232H46V237L47 236H49L48 237V239H44L45 237ZM49 232L51 233V236H50V234H49ZM53 232V233H52ZM221 232V233H220ZM240 232H242V231H240ZM244 232V231H243ZM242 232V233H243ZM12 232H11V234L10 235H12L13 234ZM24 233V234H23ZM33 233V235H42V237H40V238H42V240L39 238L38 240H39V242H40V244L41 245H39V244H37L36 242H34V241H37L38 242V240L37 239H35V237L34 238H32L33 240H31V238L29 239V237H32L33 235H31ZM70 234L69 236L67 235V234ZM141 233V234H140ZM223 233H225V234H227V235H225V234H223ZM5 234V235H4ZM20 234V235H19ZM48 234V235H47ZM53 234V235H52ZM63 234V235H62ZM212 234V235H211ZM220 234H222V235H220ZM229 234H230V232H229ZM7 235H9V234H7ZM18 235L19 236H21V237H18ZM24 235V236H23ZM26 235H27V237H26ZM39 235V236H40ZM189 235H191V239H192V232H190V234ZM207 235L209 236V237H207ZM262 235L264 236V233H262ZM12 236H15V235H12ZM29 236V237H28ZM64 236V237H63ZM67 236V237H66ZM140 236V237H139ZM211 236V237H210ZM219 236V237H218ZM225 236V237H224ZM22 237H23V239H22ZM68 237H69V239H68ZM126 237V238H125ZM205 237V238H204ZM219 239H218V238ZM230 237V238H229ZM259 237H261V236H259ZM4 238V237H3ZM18 238V239H17ZM19 238H21V239H19ZM27 238H28V240H27ZM52 238V239H51ZM55 238V239H54ZM59 238V239H58ZM61 238V239H60ZM62 238L63 239H65V240H62ZM202 238H203V241H202ZM206 238H210L211 240H207ZM232 238V239H231ZM237 238H239V239H241V241L240 240H238ZM43 239H44V241H43ZM66 239H67V241H66ZM71 239V240H70ZM188 241L187 242H189L191 239L189 238H186ZM185 239V240H186ZM223 239V240H222ZM18 240H20V241H18ZM28 242V243H30V246H29V244L26 242V241ZM50 240V241H49ZM58 240H60V241H58ZM199 240L200 241H202V242H199ZM217 240V241H216ZM225 240V241H224ZM227 240V241H226ZM233 240V241H232ZM25 243H24V242ZM64 243H63V242ZM70 241V242H69ZM209 241H211L212 243H213V245L211 246L210 244L211 243H209V246H208V244H207V242H209ZM229 241V242H228ZM240 241V242H239ZM1 242V241H0ZM36 243V245L34 244V243ZM38 242V243H39ZM51 242V243H50ZM54 244H53V243ZM62 242V243H61ZM67 242H69V243H67ZM145 241H143V243H142V246H144V247H142L140 250H138L137 252H138V255H140L141 254V256H142V259H144L145 257L146 258H148V257H154V255L157 253V247L156 246H152L153 248H151V246H149L148 245V247H150V248H148V247H146L147 245V243L145 242ZM184 242H186V241H184ZM186 242V243H187ZM193 242V241H192ZM204 242H206V243H204ZM26 243L28 244V245H26ZM33 245H32V244ZM58 243H60V244H58ZM67 243V244H66ZM190 243V242H189ZM203 243V244H202ZM226 243H228V244H226ZM15 244V245H14ZM18 246H17V245ZM57 244V245H56ZM67 246H66V245ZM68 244H69V246H68ZM77 244V245H76ZM201 244V245H200ZM243 244V245H242ZM6 245H8V246H10V247H8V246H6ZM21 245V246H20ZM32 245V246H31ZM60 245H61V247H60ZM146 245V246H145ZM170 245V244H169ZM203 245V249H201L202 246ZM217 245V246H216ZM6 246V247H5ZM37 246H39V247H37ZM42 246V247H41ZM219 246V247H218ZM4 247V248H3ZM8 247V248H7ZM17 247V248H16ZM57 247V248H56ZM64 249H63V248ZM66 247H67V249H66ZM78 247V248H77ZM79 247H81L80 249L81 250H83L82 252H81V250H79ZM130 247L131 246H129V249H130ZM196 248H197V246H195ZM206 247V248H205ZM213 247V248H212ZM244 247V248H243ZM10 248V249H9ZM16 248V249H15ZM20 248H22L21 249V251H20ZM39 248V249H38ZM50 248V249H49ZM71 248V249H70ZM145 248H147L148 249V251H147V249H145ZM43 249V250H42ZM51 249H53V252H51L52 250ZM121 249V250H122ZM144 249H145V252H144ZM205 249V250H204ZM210 249V250H209ZM211 249H213V254H208V253H212L211 252ZM218 249V250H217ZM220 249V250H219ZM229 249V250H228ZM4 250V251H3ZM8 250V252H6V251ZM41 250V251H40ZM122 250V251H123ZM151 250V251H150ZM156 250V251H155ZM167 251L169 250L168 248L166 249ZM205 251L206 252V255L204 254L205 252H202V251ZM47 251V252H46ZM122 251H118V252H122ZM143 251V252H142ZM150 251V252H149ZM4 252H5V254H4ZM17 254H16V253ZM40 252V253H39ZM43 252V253H42ZM68 252H70L69 254H68ZM137 252H132V251H130L129 252V254L127 255H125L124 257H126V259H129V258H132L133 259V257L135 256L134 255V253H137ZM147 252V253H146ZM219 252H221V253H219ZM259 252V253H258ZM20 253V254H19ZM53 253V254H52ZM55 253H57V254H55ZM59 253V254H58ZM72 253V254H71ZM78 253V254H77ZM149 253V254H148ZM2 254V255H1ZM4 254V255H3ZM52 254V255H51ZM71 254V255H70ZM81 254V255H80ZM83 254V255H82ZM98 254V255H97ZM117 254V253H116ZM216 254V255H215ZM218 254V255H217ZM243 254V255H242ZM33 255H35V257L33 256ZM50 255V256H49ZM54 255V256H53ZM137 255V254H136ZM137 255V256H138ZM147 255V256H146ZM212 255V256H211ZM259 255V256H258ZM263 255V256H262ZM47 256V257H46ZM70 256V257H69ZM94 256V257H93ZM145 256V257H144ZM217 256V257H216ZM50 257V258H49ZM54 257V259H52ZM65 257H67L66 259H65ZM69 257V258H68ZM76 257V258H75ZM97 257L99 258V259H97ZM129 257V258H128ZM71 258V259H70ZM52 259V260H51ZM97 259V260H96ZM205 259V260H204ZM207 259V260H206ZM209 259V260H208ZM145 260V259H144ZM12 261V262H11ZM96 261V262H95ZM119 262V263H118ZM218 262V263H217Z\"/></svg>", "mask_w": 264, "mask_h": 264}, {"label": "bare ground", "instance_id": "bare-ground-1", "mask_svg": "<svg viewBox=\"0 0 264 264\" xmlns=\"http://www.w3.org/2000/svg\"><path fill=\"white\" fill-rule=\"evenodd\" d=\"M112 0H0V19H2V18H4V20H6V22L9 24V20H13L12 22V25H14V20L15 19H8V17L9 18H13V17H16V19H17V17H19V18H21L20 20H17L16 22H18V21H20V22H22V20L23 19H25V20H27V23H30L29 24V26H26V25H28L26 22H25V26H24V28H25V31L28 33V34H30V33H33V34H36L35 35V40L33 41V42H31L32 40H33V38H32V40H30V42H28L29 40H21L22 42H20V44H17L16 43V41H15V39H12L13 37H15V32L16 31H18V30H16V28H14V27H11V26H8V28L6 27L5 28V26H6V24L3 22V24L5 25V26H3L4 27V29H3V27H2V30H1V32H0V42H1V45H3L2 46V48H1V45H0V68H4V69H8V72L6 71L5 73H6V75H4V78L5 77H7L8 78V80L13 84V86H15L14 87V89H15V91H13L12 89L10 90V91H7L8 92V94H7V97H9V98H14L15 96L14 95H17V96H22V95H24V97H25V95H29L30 93H33V96L32 97H34L35 99H36V103H35V105H31L30 104V102H24V103H26L27 105H28V107H29V105L31 106V107H33V106H35V108L33 109L32 108V110H31V113H30V115H28L27 113H26V116H29V117H32V115L33 114H35V113H38L37 115L39 116V115H45L48 119H46V117L44 116V118H42V119H45V121L47 120L50 124H51V122H52V124L51 125H53V123H56V124H54V125H56L55 127H57V130H56V128H55V130L56 131H58L59 132V134H60V136H61V139H63L62 137H64V139L66 138L67 139V141H70V140H72L73 138H69V135H70V130H71V127H73V126H75L76 128H84L85 126L88 128V130H92L93 131V128L90 126V125H95V126H99V125H97L96 123L97 122H99V121H101L102 123H101V125H100V128H102V129H104V128H108L109 126H110V128H111V125H112V122H110L109 121V119H113L112 121L113 122H115V120H114V118H116L117 117V115H115L116 117H109L108 118V114H110V113H112L111 111L112 110H117L116 108L117 107H122L123 106V108L125 109V110H127L128 112L129 111H131L132 112V108L130 109V106L128 105L129 103H127V102H125V101H123L122 99H118L117 98V100L115 101L114 100V102L116 103V105L114 106V108H110V112L105 108L104 109V107H103V105H102V103L100 104L99 102H100V100H99V97L101 96V94H102V92L104 93V91H101L100 92V88L101 87H98L96 90L95 89H92V88H94L92 85H94L93 83H92V80L90 81V83H92V85L90 84V83H88V80H86V75H87V71H89V69H90V66L92 65V63H93V61H95L96 59L95 58H98V56H96L97 54H101L102 55V50H104L105 49V47L108 45V42H107V39H106V41H104V40H101L102 38H100V37H103V35H105V33H106V31H107V28L109 29V27L108 26H105V25H107L106 23H108V22H110L109 21V16H108V14H106V12L105 11H103V9H104V7H108V6H110L111 5V3H114L115 1H113V2H111ZM123 1V0H122ZM121 1V2H122ZM160 1L161 0H159V3H160ZM172 1V0H171ZM171 1H169V2H171ZM186 1V0H185ZM189 1H191V0H189ZM196 1H198V3L201 1V0H196ZM219 1V0H218ZM240 1H242L243 2V0H223V5H225V7H228V8H239V5H240V12H242V14H244L245 13V11L247 12L249 9H250V4L248 5L249 6V8H248V6H244V4L241 2L240 3ZM245 1V0H244ZM95 2V3H94ZM120 1L118 0V3H119ZM120 2V3H121ZM130 2H132V0H130ZM129 2V3H130ZM165 2V1H164ZM167 2V1H166ZM165 2V3H166ZM173 2V1H172ZM172 2H171V4H172ZM203 3H201V5H200V7L201 8H198V10H199V12H197V14H198V16L201 18H206V16H208L207 15V12H213L214 11V13H216L217 15L219 14L218 12H219V8H221V7H217L216 6V0H204V1H202ZM221 2V1H220ZM220 2H218V3H220ZM246 2V1H245ZM244 2V3H245ZM253 2H255V1H253ZM262 2H264V0H258L257 2H255V6H259L260 8V11H263V12H261V13H264V4H262ZM88 3L91 5V7H93V6H96V8L93 10V9H90V10H93L92 12H90V14L87 12L88 10H86V12L88 13V15H86V16H83L82 15V12H84L85 11V7L87 8L88 7ZM116 3V2H115ZM119 3V5L121 6V4ZM125 3V2H124ZM129 3H127V4H129ZM150 3V2H149ZM164 3V4H165ZM177 3V2H176ZM180 3V2H179ZM188 3V2H187ZM195 3V2H194ZM153 5V7H151V9H150V11H152V12H156L157 10H159L160 9V5L162 6L163 5V2H162V4H158L157 2H153L152 3ZM242 4H243V6H242ZM100 5V6H99ZM113 5V4H112ZM116 5V4H115ZM118 5V4H117ZM122 5H124L123 3H122ZM130 5V7H131V3L129 4ZM168 5V4H167ZM173 5V4H172ZM171 5V6H172ZM222 5V6H223ZM246 5H247V2H246ZM252 5V4H251ZM126 6V5H125ZM133 6V5H132ZM135 6V5H134ZM134 6L131 8L132 10H136V8L135 9H133L134 8ZM164 6V5H163ZM190 6V5H189ZM192 6V5H191ZM4 7V8H3ZM84 7V8H83ZM112 7H115L114 5L112 6ZM112 7H109L108 9H106V11L107 10H113L114 12L116 11V12H118L117 11V8L119 7H115V8H112ZM123 6H121L120 8H122ZM139 7V6H138ZM140 7H141V9H142V5H140ZM140 7L138 8L139 10H140ZM147 7V6H146ZM170 7V6H169ZM197 7V6H196ZM195 7V8H196ZM252 7V6H251ZM84 9V11H82L81 10V13L80 12H78L80 9ZM94 8V7H93ZM163 8V7H162ZM171 8L174 10V12L175 13H177L176 11L177 10H179V9H183V8H180V6H179V8L176 6V5H173L172 7H170V10H171ZM191 8H193V7H191ZM227 8V9H228ZM75 9H77L78 11V17L77 18H75V19H73V21H72V19H71V21H70V18H69V16L67 15V12H70L71 10H74L75 11ZM88 9V8H87ZM119 9V8H118ZM226 9V10H227ZM229 9V10H230ZM161 10V9H160ZM191 10V9H190ZM196 10V9H195ZM225 10V9H224ZM223 10V11H224ZM237 10V9H236ZM103 12V15L101 14L102 12ZM113 11H111V12H113ZM125 8L123 9V10H121V13H125L126 11H129L128 9L125 11ZM143 11V10H142ZM166 11V10H165ZM168 11H169V9H168ZM180 11V10H179ZM185 11V10H184ZM186 11H187V9H186ZM228 11V10H227ZM260 11H259V13H260ZM105 12V13H104ZM109 12V11H108ZM132 12H135V11H132ZM131 12V13H132ZM136 12H138V10L136 11ZM141 12V11H140ZM160 12V11H159ZM195 12V11H194ZM220 12H222L221 10H220ZM233 12V11H232ZM239 12V14H241ZM71 13V12H70ZM73 13V12H72ZM85 13V12H84ZM86 13V14H87ZM141 13H143V12H141ZM163 13V12H162ZM162 13L160 14V16L162 15ZM165 13V12H164ZM179 13V12H178ZM186 13V12H185ZM189 13H193V11L192 12H189ZM189 13H187L188 14V16H189ZM228 13H230V12H228ZM261 13H260V15H261ZM119 14V13H118ZM127 14V13H126ZM125 14V15H126ZM130 14V13H129ZM135 14V13H134ZM138 14H139V12L137 13V16H138ZM221 14V13H220ZM237 14H238V12H237ZM236 14V15H237ZM121 15V14H120ZM119 15V16H120ZM141 15V14H140ZM155 15V14H154ZM185 15V14H184ZM191 15H195V14H191ZM212 15V14H211ZM76 16V15H75ZM142 16V15H141ZM140 16V20H139V23H138V21H137V19L135 20L138 24H143V21L145 20V17L143 18V17H141ZM144 16H146V14L144 15ZM148 16V15H147ZM174 16V15H173ZM179 16H182L181 15V13H180V15ZM187 15H185L184 17H186ZM72 17V16H71ZM113 17V16H112ZM111 17V18H112ZM114 17H117V16H115L114 15ZM136 17V16H135ZM139 17V16H138ZM152 17V16H151ZM151 17H148V18H151ZM164 17V16H163ZM183 17V16H182ZM190 17V16H189ZM192 17V16H191ZM190 17V18H191ZM194 17V16H193ZM211 17V16H210ZM233 17V16H232ZM252 17H254V16H252ZM144 20H143V19ZM148 18L146 17V21L144 22V24L149 28H147L148 29V34H145L146 32H144V34L145 35H147L148 36V38L150 39V38H153V37H151V36H155L156 35V33H155V35H153L154 34V30H153V25H155V22L156 21H159L160 22V20L162 19V18H160L159 17V15L157 14V15H155V18H154V16H153V20H148ZM165 18H166V16H165ZM172 18V17H171ZM198 18V17H197ZM196 17H195V20L197 19ZM238 18V17H237ZM243 18H244V16H243ZM117 19V18H116ZM122 19V18H121ZM130 19V18H129ZM164 19V18H163ZM167 19V18H166ZM194 19V18H193ZM199 19V18H198ZM215 19V18H214ZM214 19H211V20H214ZM224 18H221V20L219 19V21L217 22L216 21V23H213L212 22V26H213V24L214 25H216L217 26V28H216V31L215 32H213V30H211V26H210V24H209V22H211V20L208 22V23H206V24H204L203 23V21H204V19L203 20H201V24H199V27L198 28H196V26H195V24H194V22H193V26H195V27H192V28H190V29H188L189 27H190V25H192V24H190L189 22V26H188V24H186L187 26H184L183 28L181 27V32H184V33H186L187 32V35H189L190 36V38H192L191 36H194V39H195V37H196V40L198 41V43L196 44V46H197V48H198V46H200L201 44H202V41H206V43H204L205 44V46L204 47H206L207 49H206V51H210V53H209V55L207 54L206 56H208V57H206L204 54H203V51L205 50H203L202 51V54H200L201 52H200V49H199V52H196V50H198V49H196L195 47L196 46H193V48L192 47H189V48H191V49H189L188 50V57H189V59L187 58V61H189L190 63H189V65L188 66H193V67H195V68H197L196 70H198V65H199V67L201 68L200 70H201V72H200V75H202V76H204V78H206V79H208L209 78V76L210 75H212L210 78H212V77H214V79H212V80H209L210 82H212L211 84H214V85H216V87H218V89H221V90H223L224 88L226 89V88H228V87H230L231 85H233V84H235L236 85V83H238L237 85H236V88H234L233 90H234V92H233V94L231 95V96H229V94H228V96L229 97H231L229 100L226 98V97H224V92L222 93L223 95H221V96H223L224 97V99H225V101H227L228 100V105H229V103L231 104V106H229L230 107V109L231 108H235V109H239V107L243 110V111H246V109H248L247 110V112L245 113L247 116H251V114L252 113H254V114H256V115H258L259 114V112H260V114L262 113L263 115H264V105H261L260 103H263L264 102V89L263 90H261V91H259V92H255L256 90H252V88L250 87V85L251 84H253V83H251L250 85L249 84H245L244 86H243V84L244 83H247V81H248V77L249 76H251V77H249V78H252V79H250V81H252V82H254L255 80H257V82H258V84H264L263 82H264V71L262 72V73H259L260 72V70L256 73V71H257V67H259V69H260V67L261 66H263L264 67V43H263V46H262V44L260 43L261 41H264V32L262 33V32H260L261 30H260V27L258 26V25H260V23H258V27H253V28H255V29H253L251 32L249 31V30H246L245 28H243V27H245V26H242V27H240L241 26V23L240 24H238V28L239 29H241V32H240V34H238V35H236V31L234 30V29H230L229 27L230 26H222L221 24H223L222 22H220V21H224L223 20ZM246 19V21H247V19L249 20L250 19V16L248 17V18H245ZM245 19H244V21H245ZM24 20V21H25ZM112 20V19H111ZM124 21H125V23H127V21L125 20V19H123ZM122 20V21H123ZM141 20H143L141 23H140V21ZM182 20H184L183 18H182ZM190 20H192V19H190ZM194 20V21H195ZM130 21V20H129ZM132 21V20H131ZM134 21V20H133ZM163 21V20H162ZM161 21V22H162ZM197 21V20H196ZM198 21H200V19L198 20ZM236 21V20H235ZM240 21V20H239ZM252 21V20H251ZM263 21V20H262ZM160 22V23H161ZM169 22V21H168ZM172 21H170L169 22V24L171 23ZM187 22V21H186ZM232 22V21H231ZM1 23H2V21H1ZM19 23V22H18ZM18 23H16V25L18 24ZM115 23V22H114ZM113 23V24H114ZM118 24H120V22H117ZM116 23V24H117ZM122 23H124V22H122ZM122 23H121V25H122ZM154 23V24H153ZM192 23V22H191ZM196 23V22H195ZM238 23V22H237ZM243 23H245V22H243ZM20 24L21 23H19L18 24V26H20ZM128 24V23H127ZM132 24V23H131ZM134 24H135V22H134ZM153 24V25H152ZM164 25H165V22L163 23ZM166 24H167V20H166ZM174 24V23H173ZM172 24V25H173ZM182 24H184V23H182ZM263 24H264V22H263ZM1 25V24H0ZM11 25V24H10ZM105 26L106 27V30L104 31V32H102L101 30L102 29H100V26ZM108 25H111L110 23L108 24ZM121 25H120V27H121ZM123 25H125V24H123ZM144 25V26H145ZM170 26V27H173V26ZM177 25V24H176ZM175 25V26H176ZM185 25V24H184ZM197 25V24H196ZM245 25V24H244ZM102 26V27H103ZM112 26V25H111ZM110 26V27H111ZM117 26V28H115L116 30L118 29V25H116ZM126 26V28H127V25H125ZM131 26L132 25H130V28H131ZM135 26V25H134ZM140 27L142 26V25H139ZM138 25H137V28L139 27ZM161 26H163V25H161ZM166 26V25H165ZM168 26V27H169ZM198 26V25H197ZM260 26H262V25H260ZM14 28V29H10V28ZM16 27V26H15ZM21 28H23L22 27V24H21V26H20ZM101 27V28H102ZM105 27H104V29H105ZM124 27V26H123ZM122 27V28H123ZM129 27V26H128ZM133 27V26H132ZM139 27V28H140ZM215 27V26H214ZM232 27V26H231ZM236 26H234V28H235ZM0 28H1V26H0ZM19 28V27H18ZM20 28V29H21ZM142 28H143V26H142ZM164 29H165V27H163ZM176 28V27H175ZM174 28V29H175ZM180 28V27H179ZM177 29V30H180V29ZM204 28H206L205 29V31L203 30ZM252 28V27H251ZM6 29H8L7 31H5ZM111 29H113V27H111ZM124 29H125V27H124ZM128 29V28H127ZM141 29V28H140ZM140 29H138V30H140ZM145 29V28H144ZM154 29L155 30H157V31H159V29H162V28H155L154 27ZM166 29H167V27H166ZM165 29V31H167ZM214 29V28H213ZM250 29V28H249ZM262 30L264 29V26H263V28H261ZM24 30V29H23ZM42 30V32H43V35L42 36H38V33H41L40 31ZM116 30H111L110 31V34H111V32L112 31H116ZM119 30H120V28H119ZM122 30V29H121ZM135 30H136V28H135ZM137 30V31H138ZM168 30H169V28H168ZM171 30H173L172 28H171ZM195 30H198L197 32L195 31ZM234 30V31H233ZM24 31V32H25ZM39 31V32H38ZM123 31V30H122ZM128 31V30H127ZM130 31V30H129ZM128 31V32H129ZM144 31H146V30H144ZM163 31V30H162ZM164 31V32H165ZM202 32L204 35L203 36H199V34H198V32ZM249 31V32H248ZM104 33V34H102V33ZM108 32V31H107ZM120 32V31H119ZM156 32V31H155ZM169 32V31H168ZM167 32V33H168ZM171 32V31H170ZM179 32V31H178ZM205 32V33H204ZM109 33V32H108ZM121 33V32H120ZM120 33L118 34L119 36H120ZM126 33V32H125ZM141 33V32H140ZM173 33H175L174 31H173ZM255 33V34H254ZM262 33V34H261ZM27 34V35H28ZM114 34H115V32H114ZM113 34V32H112V36L114 35ZM122 34V33H121ZM124 34V33H123ZM136 34H137V32H136ZM168 34H171V33H168ZM5 35V36H4ZM107 35H109V34H107ZM106 35V36H107ZM172 35V34H171ZM200 35H202V34H200ZM19 36V35H18ZM25 36V35H24ZM30 36V35H29ZM28 36V37H29ZM116 36L117 35H115V38H113L114 39V42L116 43V41H115V39H116ZM124 36V35H123ZM130 36V35H129ZM132 36V35H131ZM130 36V37H131ZM138 36V35H137ZM140 36V35H139ZM146 36V37H147ZM168 36H170V35H167V37H166V34H165V38L167 39L168 38ZM253 37V39H251L252 41L251 42H247L246 41V43L244 42V43H242V41L243 40H245V39H248V37ZM21 37V36H20ZM19 37V39L18 40H20L21 38ZM31 37H32V35H31ZM130 37H128V38H130ZM173 37V36H172ZM171 37V38H172ZM18 38V37H17ZM106 38V37H105ZM112 38V37H111ZM117 38H118V36H117ZM123 37H121L120 36V39L121 40H124L125 41V39L123 38ZM142 38H143V36H142ZM156 38V37H155ZM158 38H161V37H158ZM186 38H188L187 36H186ZM186 38H185V40H186ZM28 39V38H27ZM104 39V38H103ZM133 41H130L129 43H130V46L131 47H129L128 45V49L130 50V49H132V46H133V48H135L136 47V44L138 43L137 42V40H138V37H133V38H131ZM144 39V38H143ZM250 39V38H249ZM120 40V42H122ZM142 39H140V41H141ZM145 40V39H144ZM147 40V39H146ZM160 40V39H159ZM240 40H242V41H240ZM110 41H111V39H110ZM110 41H109V43H110ZM119 41V40H118ZM127 41H129L128 39H127ZM140 41H139V43H140ZM156 42L158 41V40H155ZM164 41H167V40H164ZM169 41V40H168ZM181 41V40H180ZM180 41H178L177 40V44H178V42H180ZM105 42H107L106 43V45H105ZM113 42V43H114ZM142 42V41H141ZM149 42V41H148ZM152 42V41H151ZM150 42V43H151ZM154 42V41H153ZM156 42L154 43V45H156ZM160 42V41H159ZM158 42V43H159ZM161 42H163V41H161ZM182 42V41H181ZM241 42V43H240ZM114 43V44H115ZM118 43V42H117ZM132 43V44H131ZM138 43V44H139ZM146 43H147V41H146ZM167 43V42H166ZM251 43V44H250ZM113 44V45H114ZM120 44V43H119ZM123 44H124V42H123ZM122 44V45H123ZM125 44H127V43H125ZM138 44H137V46H138ZM140 44H142L143 46L141 47V48H143L144 46H145V44H143V43H140ZM152 44V43H151ZM150 44V45H151ZM174 44V43H173ZM204 44H202V45H204ZM18 45H21V49H20V51L22 52V48H24V51H26L27 53H25V52H22V53H25V55H24V57L22 56V57H20L21 55H18L19 57H12L13 55L11 54V55H9L8 53V55L6 56V57H4L5 56V54H4V56H2L3 54H2V52H6L7 50H15V49H17L19 46ZM112 45V44H111ZM110 45V47H112ZM117 45V44H116ZM149 45V46H150ZM160 45V44H159ZM167 45V44H166ZM182 45H184V44H181V47H182ZM124 46V45H123ZM148 46V45H147ZM148 46V47H149ZM152 46H153V44H152ZM161 46H163V45H161ZM185 46H186V44H185ZM261 46V47H260ZM15 47H17V48H15ZM119 47H121V45L119 46ZM119 47H117V48H119ZM140 47V46H139ZM138 47V48H139ZM146 47V46H145ZM151 47V46H150ZM175 47V46H174ZM172 48V49H174L175 50V48ZM177 47V46H176ZM180 47V48H181ZM184 47V46H183ZM202 47V46H201ZM201 47H199V48H201ZM204 47H202L201 49H203ZM126 48V49H127ZM141 48H139V51H141L140 49ZM161 48V47H160ZM179 48V47H178ZM4 49V50H3ZM26 49V50H25ZM108 49V48H107ZM111 49H113V47L111 48ZM114 49H116V47L114 48ZM114 49L112 50L113 52H114ZM121 49V48H120ZM119 49V50H120ZM125 49V48H124ZM152 49V48H151ZM185 49V47L183 48V49H181L182 51ZM187 49V48H186ZM185 49V50H186ZM257 49V50H256ZM133 50V49H132ZM161 50V49H160ZM162 50L164 51L165 50V48L163 49L162 48ZM173 50V51H174ZM17 51V50H16ZM18 51H19V48H18ZM107 51V50H106ZM117 51H118V49H117ZM127 51V50H126ZM131 51V50H130ZM136 51H138L137 49H136ZM148 51V50H147ZM146 51V52H147ZM172 51V52H173ZM205 51V52H206ZM8 52H10V51H8ZM14 52V51H13ZM113 52H111L112 53V55H113ZM142 52V51H141ZM186 52V51H185ZM15 53H18V52H15ZM15 53H14V55H15ZM107 53V52H106ZM116 53H118V52H116ZM119 55H121L122 53H124V52H122L121 53V50L119 51ZM142 53H144V49H143V52ZM148 53V52H147ZM164 54H166V52H163ZM174 53V52H173ZM176 53V52H175ZM20 54V53H19ZM27 54V55H26ZM105 53H103V55H104ZM110 53H108V55H109ZM128 54H130V53H128ZM141 54V53H140ZM146 54V53H145ZM163 54V55H164ZM200 54V55H199ZM102 55V56H103ZM107 55V56H108ZM123 55V54H122ZM160 58L163 56L162 55V53H160ZM185 55V54H184ZM183 55V56H184ZM199 55V56H198ZM101 56V61H103L102 60V57ZM114 56H116V55H113V57ZM118 56V55H117ZM136 56V55H135ZM142 56V55H141ZM167 56V55H166ZM179 56V55H178ZM177 56V57H178ZM92 58L91 60V62H90V59L89 58ZM105 57H106V54H105ZM104 57V58H105ZM112 57V58H113ZM125 58L127 57L126 55L124 56ZM147 57L148 58H150L151 56L149 55H147ZM147 57H144L145 59L147 58ZM180 57V56H179ZM131 58V57H130ZM143 58V57H142ZM143 58V59H144ZM148 58H147V60H148ZM152 58L153 57H151V59H149L151 62H152ZM169 58V57H168ZM168 58H164V59H168ZM182 58V57H181ZM181 58H179V59H181ZM185 58V57H184ZM95 59V60H94ZM99 59H100V57H99ZM98 59V60H99ZM106 59V58H105ZM129 59V58H128ZM135 59H138V57L137 58H135ZM143 59H139V61H142ZM163 59V58H162ZM174 59V58H173ZM176 59H178V58H176ZM183 59V58H182ZM181 59V60H182ZM186 59V58H185ZM107 60V59H106ZM105 60V62H107ZM114 60H116V59H114ZM146 60V61H147ZM148 60V61H149ZM35 61H39V63H35ZM100 61V62H101ZM136 61V60H135ZM134 61V62H135ZM138 61V60H137ZM145 61V60H144ZM142 62V63H145V64H142V65H145V67L147 66L146 65V62ZM170 61V60H169ZM168 61V62H169ZM176 61V60H175ZM186 61V62H187ZM11 64V66H8L9 65V63ZM96 62H98V61H95V63ZM104 62V63H105ZM111 62V61H110ZM131 62H132V60H131ZM133 62V63H134ZM151 62H149L152 66H153V64L151 63ZM157 62V61H156ZM174 62V61H173ZM178 62H180V61H178ZM8 63V64H7ZM103 63V62H102ZM99 64V62H98V64L99 65H97V70H96V74L98 73L99 74V72H100V68H103L104 69V65L103 64ZM112 63H114V61L112 62ZM116 63V62H115ZM117 63H118V61H117ZM119 63H121V62H119ZM129 63V62H128ZM141 63V62H140ZM148 63V62H147ZM158 63V62H157ZM170 63V62H169ZM188 63V62H187ZM187 63H186V65H187ZM42 64H44L43 65V67L40 69V66L42 65ZM125 63H123V65H124ZM131 64V63H130ZM135 64H137V62L135 63ZM156 64V63H155ZM172 63H170V65H171ZM178 64V63H177ZM185 64V62L183 63V65ZM109 65V64H108ZM114 65H116V64H114ZM122 65V64H121ZM122 65V66H123ZM125 65H127V64H125ZM124 65V67L125 68H128L129 66L127 65V67ZM160 65V64H159ZM162 65V64H161ZM168 65V64H167ZM166 65V67H168ZM179 65V64H178ZM177 65V66H178ZM182 64H181V68L182 67H184ZM196 65H197V67H196ZM96 66V65H95ZM132 66V65H131ZM176 66V65H175ZM174 66V67H175ZM176 66V67H177ZM107 67V66H106ZM106 67H105V71L107 70L106 69ZM110 67V66H109ZM116 67V66H115ZM114 67V68H115ZM137 67L138 66H136L135 67V69H137ZM144 67V66H143ZM144 67V68H145ZM149 67H150V69L152 70V68H151V66L149 65ZM157 67V66H156ZM171 67V66H170ZM169 67V68H170ZM176 67L175 68H172V69H176ZM110 68H112V67H110ZM118 69L120 68V67H117ZM148 68V67H147ZM146 68V69H147ZM179 68V67H178ZM180 68V69H181ZM195 68H191V69H195ZM3 69V70H4ZM95 69H96V67H95ZM116 69V68H115ZM121 69V68H120ZM122 69H124V68H122ZM121 69V70H122ZM130 69V68H129ZM132 69H133V67H132ZM138 69H139V67H138ZM150 69H148V71L150 70ZM163 68H161V70H162ZM183 69V68H182ZM179 70V71H183V70ZM262 69V68H261ZM2 70V71H3ZM90 70H92V68L90 69ZM99 70V71H98ZM114 71V69L112 68L111 69V71ZM117 70V69H116ZM125 70V69H124ZM131 70V69H130ZM151 70H150V72H151ZM195 70V71H196ZM264 70V69H263ZM1 71V72H2ZM94 71V70H93ZM102 71V70H101ZM108 71V70H107ZM118 71V70H117ZM116 71V72H117ZM139 71V70H138ZM137 71V72H138ZM143 71V70H142ZM168 71V70H167ZM173 71V70H172ZM177 71H178V69H177ZM188 71H191V70H188ZM95 72V71H94ZM93 72V73H94ZM124 72V71H123ZM140 72V71H139ZM155 72H157V71H155ZM154 72V73H155ZM161 72V71H160ZM159 72V73H160ZM163 72V71H162ZM174 72H176V71H174ZM184 72V71H183ZM92 75H93V73L92 72H90ZM89 73V74H90ZM111 73V72H110ZM110 73H108L107 75H105L106 74V72H102L101 74H100V76L98 75V77L96 78L95 77V79H97V83H98V81H99V84L101 85V86H103V87H105L107 84H106V80L105 79H107V78H110V77H112L111 76V74ZM115 73V72H114ZM122 73V72H121ZM131 73V71L129 72V76L131 75L130 74ZM158 73V72H157ZM187 73V71H186V69H185V74ZM190 73H192V71L190 72ZM199 73V72H198ZM1 74V73H0ZM88 74V75H89ZM95 73H94V75H96ZM113 74V73H112ZM124 74H128V71L126 72V73H124ZM123 73H122V75H121V78H122V76L124 75ZM134 75L135 74H137L136 73V71L133 73ZM132 74V75H133ZM145 74H147V73H145ZM180 74H182V73H178V75H180ZM184 74V73H183ZM188 74V73H187ZM193 74V73H192ZM192 74H191V76H192ZM239 74H241V76L238 78V76H239ZM2 75V74H1ZM70 75V76H69ZM75 75V76H74ZM87 75V78H89V76ZM92 75H91V77H92ZM119 75V74H118ZM149 75V74H148ZM165 75V77H166V75H167V73L166 74H164ZM209 75V76H208ZM64 76H69V78L72 76L73 77V79L74 80H71V81H68V82H65L64 81ZM116 76V75H115ZM125 76V75H124ZM128 76V77H129ZM152 76V75H151ZM158 76H159V74H158ZM162 76V75H161ZM182 76V75H181ZM189 76H190V74H189ZM194 76H196L195 75V73H194ZM198 76V75H197ZM232 76H234V77H236L237 79H238V81H237V79L236 80H234L235 78L234 77H232ZM127 76L126 77H124V80L126 79V78H128ZM134 77V76H133ZM156 77H157V75H156ZM188 77V76H187ZM201 77V76H200ZM1 78H3L2 76H1ZM0 78V85H1V82H2V84H3V81H1L2 79ZM3 78V79H4ZM93 78V77H92ZM91 78V79H92ZM113 78V77H112ZM116 78V77H115ZM115 78H114V80H115ZM132 78V77H131ZM162 79H163V77H161ZM189 78V77H188ZM187 78V79H188ZM203 78V77H202ZM152 79V78H151ZM173 79V78H172ZM175 79H176V77H175ZM180 79V78H179ZM184 79V81L186 80V78H183ZM190 79V78H189ZM6 80V79H5ZM7 80V81H8ZM84 80H86L85 81V84H82L83 82H84ZM90 80V79H89ZM112 81H113V79H111ZM119 80H121V79H119ZM118 80V81H119ZM123 80V81H124ZM149 80H150V78H149ZM166 80V79H165ZM169 80V79H168ZM194 80H196L195 78H194ZM194 80H192V82L194 81ZM205 80V79H204ZM203 80V81H204ZM9 81H8V83H9ZM83 81V82H82ZM93 81H94V79H93ZM106 81V82H105ZM111 81V84H108V86L109 85H112V82ZM126 81V80H125ZM163 81H164V79H163ZM171 81V80H170ZM184 81H181V82H183L184 83ZM187 81V80H186ZM186 81H185V84H182V85H180V86H178V91L180 92V93H182V92H187L188 91V93H189V95H190V97H189V99L187 100L186 99V101H185V99L184 100H182V98H181V101H182V103L184 102V105H189L193 100H196L197 101V97L196 96H198V95H200L199 94V92L200 91H203L201 88L200 89H195L196 87H197V85H196V87H195V85H192V82H188V83H186ZM202 81V80H201ZM201 81L199 82V84L201 83ZM6 82V81H5ZM120 82V81H119ZM122 82V81H121ZM120 82V83H121ZM160 82V81H159ZM158 82V83H159ZM168 83H170L169 81H167ZM175 81H173V83H174ZM196 82V81H195ZM194 82V83H195ZM197 82H198V80H197ZM196 82V84H198ZM205 83L207 82V81H204ZM243 82V83H242ZM257 82H255V83H257ZM8 83L6 82L5 84H7L6 86H9L8 85ZM97 83H96V85H97ZM116 83H117V80H116ZM134 83V82H133ZM140 83V82H139ZM161 83V82H160ZM165 83V82H164ZM172 83V82H171ZM179 83V82H178ZM177 82H175L174 84H178ZM205 83H204V85H205ZM10 84V83H9ZM91 85V86H89V88L90 89H88L87 91H85V88L86 87H84V85H86V86H88V85ZM114 84V83H113ZM124 84V83H123ZM122 84V85H123ZM129 84H131V83H129ZM128 84V85H129ZM138 84V83H137ZM136 84V85H137ZM153 84V83H152ZM203 84V83H202ZM143 85V84H142ZM171 85V84H170ZM170 85H166V83L165 84H161V88H164L165 89V87L166 88H168ZM210 85V84H209ZM234 85V86H235ZM4 86V85H3ZM12 86V85H11ZM12 86V87H13ZM114 85H112V86H110V88H114L113 87ZM121 86V85H120ZM120 86H119V88H120ZM130 86V85H129ZM139 86V85H138ZM137 86V87H138ZM146 86V85H145ZM147 86H149V85H147ZM157 86V85H156ZM173 86V85H172ZM252 86V85H251ZM255 86V85H254ZM258 86V85H257ZM5 87V86H4ZM4 87H2V88H4ZM84 87V88H83ZM92 87V88H91ZM102 87V88H103ZM116 87H117V84H116ZM122 87V86H121ZM143 87V86H142ZM195 87V88H194ZM200 87V86H199ZM206 87V86H205ZM204 87V88H205ZM211 87H212V85H211ZM211 87L209 86V89L208 88H206L207 90H211ZM215 87V88H216ZM253 87V86H252ZM261 87V86H260ZM1 88V89H2ZM6 88H9V87H6ZM5 88V89H6ZM107 88V90L109 89L110 90V88H108V87H106ZM140 88V87H139ZM177 88V87H176ZM231 88V87H230ZM257 88H259V87H257ZM82 90V94H81V96L79 97L82 101L81 102H79V104L78 103H76L77 101H75V100H73L72 99V96H74L73 94L75 93V92H77V94H75V95H77V96H79L78 94V91L79 90ZM104 89V88H103ZM116 90L118 89V88H115ZM114 89V90H115ZM123 89V88H122ZM142 89L143 88H141V91H142ZM206 89H204V90H206ZM213 89V88H212ZM4 90V89H3ZM3 90H2V92H3ZM102 90V89H101ZM123 90H125V89H123ZM121 91V93L123 92V93H125V91ZM133 90H135V89H133ZM139 90V89H138ZM138 90H137V94H138ZM155 90H156V88H155ZM170 89L168 88V91H169ZM214 90H216V89H214ZM232 90V91H233ZM259 90V89H258ZM6 91V90H5ZM4 91V92H5ZM105 91H106V89H105ZM148 91H149V89H148ZM153 91V90H152ZM167 91V92H168ZM172 90H170V92H171ZM173 91H175V90H173ZM225 91V90H224ZM226 91H228V90H226ZM231 91V90H230ZM108 92V91H107ZM106 92V93H107ZM115 92V91H114ZM113 92V93H114ZM132 92H134V91H132ZM132 92H130V94L132 93ZM139 92H140V90H139ZM143 92V91H142ZM142 92H140V93H142ZM145 92V91H144ZM160 92V91H159ZM158 92V93H159ZM164 92V91H163ZM167 92H165V94L164 95H166L167 94ZM211 92H212V90H211ZM210 92V94H209V96L210 97H214V98H216V96H218L217 94H215V91H213L214 93H211ZM218 92V91H217ZM216 92V93H217ZM81 93V92H80ZM106 93H104V95L106 94ZM117 93V92H116ZM122 93V94H123ZM127 93V92H126ZM125 93V94H126ZM129 93V92H128ZM153 93V92H152ZM176 93V92H175ZM201 93V92H200ZM4 94V93H3ZM130 94H128L127 96L129 97L130 96ZM132 94H134V93H132ZM136 94V95H137ZM142 94H144V93H142ZM147 93H145L144 95H146ZM149 94V93H148ZM151 94V93H150ZM174 94V93H173ZM213 94H215L216 96H214ZM221 94V93H220ZM220 94H219V96H220ZM0 95H1V92H0ZM108 96H111V94L109 95V94H107ZM169 95H172V94H168V97H166L167 99L169 98ZM247 95H249V97L250 98H247L246 96ZM5 96V99H8V98H6V95H4ZM108 96H105V97H108ZM117 96V95H116ZM118 96H119V94H118ZM122 96V95H121ZM126 96V95H125ZM124 95H123V97H125ZM127 96H126V98H127ZM131 96H133V95H131ZM135 96V95H134ZM147 96V95H146ZM144 97L143 99L144 100H146V98L147 97ZM177 96V95H176ZM2 97V95L0 96V98ZM104 97V96H103ZM115 97V96H114ZM120 97V96H119ZM123 97H121V98H123ZM137 97H139V95L137 96ZM141 97V96H140ZM152 97V96H151ZM158 97V96H157ZM164 97V96H163ZM163 97H161V99H163ZM175 97V96H174ZM204 97V96H203ZM228 97V98H229ZM246 97V98H245ZM20 98H22V97H19V99ZM28 98V97H27ZM31 98V97H30ZM34 98H31V103H32V99H34ZM74 98H75V96H74ZM109 98V97H108ZM135 98H136V96H135ZM173 98V97H172ZM176 98V97H175ZM199 98H201V97H199ZM205 98H207V97H205ZM217 98H220V101H221V98L222 97H217ZM2 99V98H1ZM1 99H0V101H1ZM4 99V98H3ZM4 99V100H5ZM18 99V100H19ZM25 99V98H24ZM103 99H105V98H103ZM103 99L101 100V101H103ZM114 99H116V98H114ZM142 99V98H141ZM159 99V98H158ZM9 100V99H8ZM17 100V99H16ZM17 100V101H18ZM23 100V99H22ZM45 100V102H47L48 100H49V102H50V100H51V102H52V104H49V108H47V104L45 105V107H46V110L47 111H45V107H41V104L43 103V101ZM106 100H107V98H106ZM106 100H104V101H106ZM121 100L123 101V102H121ZM130 100V99H129ZM128 100V101H129ZM143 100V101H144ZM148 100V99H147ZM202 100V99H201ZM209 100V99H208ZM213 100H215V99H213ZM212 100V101H213ZM217 100V99H216ZM216 100H215V104H216ZM219 100V99H218ZM10 101H13L12 99H10ZM9 101V103H11ZM108 101V100H107ZM175 101V100H174ZM176 101H177V99H176ZM180 101V100H179ZM224 101V100H223ZM223 101H221V103L223 102ZM13 102H15V101H13ZM23 102H21V103H23ZM34 102V101H33ZM42 102V103H41ZM113 102V101H112ZM111 102V103H112ZM131 102V101H130ZM149 103H152L153 105H154V107H155V105H157L156 103V101H155V98H154V100L153 99H151L150 98V101H148ZM147 101H146V103H148ZM159 102V101H158ZM171 102H172V100L171 101H169V100H167V101H163L162 100V102L161 103H158V105H162V106H160V108H169L170 106V104H171ZM198 102H200V100H198ZM202 102H206V100L205 101H202ZM218 102V101H217ZM1 103V102H0ZM6 103H8V101L6 102ZM20 102L18 101V103H15L14 104V106L16 105L17 106V104H19ZM21 103L18 105L19 107L20 106H22L21 105ZM24 103H23V105H24ZM114 103V104H115ZM145 103V104H146ZM173 103V102H172ZM181 103V102H180ZM201 103V102H200ZM200 103H198L199 105H200ZM214 103V102H213ZM220 103V102H219ZM77 104L79 105V107H77L76 108V111H74L75 113H73V109L77 106ZM105 104H106V102H105ZM142 104H144V103H142ZM144 104V105H145ZM151 104V105H152ZM178 104H179V102H178ZM202 104V103H201ZM205 104V103H204ZM206 104H208L207 102H206ZM205 104V105H206ZM214 104V105H215ZM224 104H225V102H224ZM223 104V105H224ZM108 105V104H107ZM106 105V106H107ZM111 105V104H110ZM139 105V104H138ZM138 105H136V107L138 106ZM147 105V104H146ZM152 105V106H153ZM157 105V106H158ZM182 105V104H181ZM194 105V104H193ZM210 105H212V104H210ZM218 105H222V104H218ZM12 106H13V104H12ZM24 106H26V105H24ZM109 106V105H108ZM134 106V105H133ZM140 106L142 107V105H139V108H140ZM149 106V105H148ZM167 106H169V107H167ZM172 106V105H171ZM186 106V107H187ZM196 106H198V105H196ZM196 106L194 105V107L196 108ZM208 106V105H207ZM224 106H226V104L224 105ZM224 106H221L223 109H224ZM10 107V106H9ZM19 107H18V110L17 111H15V113H14V115L12 114V116H9L8 118H9V121H8V123L9 124H11L12 125V127H14V129L16 128L15 126H13V125H16L17 123H19L20 124V122H19V119H18V117L20 118H22V116L23 115H25L24 113L22 114V116H20L19 114V116L16 114V112H18L19 111ZM28 107H26V109H28ZM132 107V106H131ZM178 107V109L179 108H182V107H179V106H177ZM185 107V106H184ZM194 107H192V108H194ZM212 107H213V105H212ZM23 108H25V107H22V109ZM118 108V109H119ZM123 108H121V109H123ZM134 108V107H133ZM138 108V107H137ZM138 108V109H139ZM171 108V107H170ZM173 108V107H172ZM191 107H190V109H192ZM205 108H206V106H205ZM214 108V107H213ZM212 108V109H213ZM220 108V107H219ZM218 107H217V109H219ZM21 109V107H20V110H22ZM109 109V108H108ZM138 109L136 110V111H138ZM145 109H147L146 108V106H145ZM148 109H150V108H148ZM159 109V108H158ZM189 109V108H188ZM189 109V110H190ZM201 109V108H200ZM212 109L211 110H209L210 112L212 111ZM229 109V110H230ZM234 109V110H235ZM25 110V109H24ZM75 110V109H74ZM134 110V109H133ZM139 110H141V109H139ZM153 111L154 112V110L153 109H150V111ZM163 110V109H162ZM173 110V109H172ZM179 110H183V109H179ZM9 111V110H8ZM13 111V110H12ZM29 111H30V107H29ZM33 111H36L35 113H33ZM126 111V112H127ZM148 111V110H147ZM149 111V112H150ZM177 111V110H176ZM192 111V110H191ZM190 111V112H191ZM196 111V110H195ZM198 111H199V107H198V109H197V115H198ZM217 111H219V110H217ZM217 111L216 112H214V113H212V114H216L217 113ZM233 111V110H232ZM242 111V112H243ZM10 112V111H9ZM21 112H23V110L21 111ZM44 112H46V113H44ZM96 112H98V113H100L101 114V116H98V117H96V116H94V114L96 113ZM109 112V113H108ZM122 111H120V113H121ZM125 112V111H124ZM127 112V113H128ZM129 113V114H131L132 115V113H133V116H131V115H128L129 117L131 116V117H137V116H134V112H132V113ZM140 112V111H139ZM142 112H145V110L143 111L142 110ZM142 112H140V113H142ZM159 112V111H158ZM170 112V111H169ZM194 112V111H193ZM207 112V111H206ZM234 112V111H233ZM232 112V113H233ZM257 112H258V114H257ZM8 113V112H7ZM108 113V114H107ZM120 113H118V114H120ZM160 113V112H159ZM189 113V111L187 112V114ZM211 113H208V114H211ZM3 114V113H2ZM1 114V115H2ZM117 114V113H116ZM126 113H124V115H125ZM143 114V113H142ZM145 114V113H144ZM146 114H148V113H146ZM183 113H175L174 115H176L175 117V119H174V121H177V122H179V121H183L184 119H185V116H186V114L184 115H182ZM207 114V115H208ZM234 114V113H233ZM239 113H237V114H235L236 115V117H237V115H238ZM253 114V115H254ZM0 115V116H1ZM10 115H11V113H10ZM122 115V114H121ZM121 115H119V116H121ZM122 115L123 116V120H124V118H125V116L127 115ZM137 115V114H136ZM151 117H149V116H147V115H142V117H139L138 118V120L140 121L139 123L141 124V123H143L144 124V122H146V121H151V122H154L156 119H155V117L156 116H154V117H152V115L151 114H149ZM155 115V114H154ZM159 115V114H158ZM197 115H196V117H195V115H194V117L195 118H200L199 116L197 117ZM199 115H200V113H199ZM240 115H242V113H240ZM255 115V116H256ZM38 116H36L37 117V119H38ZM102 116H105L106 118H103ZM111 116H113V115H111ZM121 116V117H122ZM189 116V115H188ZM209 116V115H208ZM211 116H213V115H211ZM211 116H209L210 118H212ZM234 116V115H233ZM233 116H232V114L229 112V111H227V110H221V111H219L218 113H217V117H216V120H217V118H218V121L219 122H221V123H227V125L228 124H231L232 123V121H235V122H237L238 123V121H240V119H239V117H235V119L233 118ZM239 116V115H238ZM244 116V115H243ZM259 116V115H258ZM130 117V120L132 121V118ZM158 117V116H157ZM156 117V118H157ZM163 117H164V115H163ZM162 117V115H161V119L163 118ZM167 117V116H166ZM165 117V118H166ZM205 117H207L206 115H205ZM242 117V116H241ZM253 117V116H252ZM26 118V117H25ZM24 118V119H25ZM126 118H127V116H126ZM126 118H125V120H126ZM164 118V119H165ZM191 118V117H190ZM208 118V117H207ZM207 118H206V120H207ZM213 118H215L214 116H213ZM251 118V117H250ZM255 118H257V117H255ZM258 118H260V117H258ZM257 118V119H258ZM262 118H264L263 116H262ZM23 119V120H24ZM29 119V118H28ZM27 118L25 119V121L26 120H28ZM31 120L33 119V118H30ZM35 119V118H34ZM39 119H40V117H39ZM134 119V118H133ZM160 119V120H161ZM167 119V118H166ZM192 119H193V117H192ZM246 119V118H245ZM253 119V118H252ZM23 120H20V121H23ZM41 120V119H40ZM121 120V119H120ZM119 120V121H120ZM122 120V121H123ZM125 120H124V122H125ZM158 120V119H157ZM168 120V119H167ZM196 120V119H195ZM194 120V121H195ZM200 120V119H199ZM203 120V119H202ZM202 120H200V121H202ZM205 120V121H206ZM242 120V119H241ZM264 120V119H263ZM30 121V120H29ZM33 121H35V120H32V121H30V122H32L33 123ZM46 121V122H47ZM118 121V122H119ZM185 121V120H184ZM187 121V120H186ZM185 121V122H186ZM192 121V120H191ZM193 121V122H194ZM205 121L203 122L204 124H205ZM213 121V120H212ZM212 121H211V124H214V123H212ZM258 121V120H257ZM261 121V120H260ZM259 121V124L261 123V122H263V121H261L260 122ZM29 122V123H30ZM42 122H43V124H44V121L42 120ZM67 122H69L68 124H66ZM127 122H128V120H127ZM127 122H125V123H127ZM136 122V121H135ZM134 122V123H135ZM168 122V121H167ZM177 122H176V124H177ZM184 122V123H185ZM196 122H198V121H196ZM217 122V121H216ZM219 122H217V123H219ZM242 122V121H241ZM5 123H7L6 121H5ZM7 123V124H8ZM21 123H23V122H21ZM32 123H30V124H32ZM34 123H36V121L34 122ZM33 123V125H35ZM129 123V122H128ZM155 123H157L156 121H155ZM162 123V122H161ZM165 123H166V120H165ZM192 123V122H191ZM195 123V122H194ZM209 123V122H208ZM221 123L219 124L220 126H221ZM234 123V122H233ZM236 123V124H237ZM240 123V122H239ZM7 124H5V126L7 125ZM25 124V123H24ZM24 124H23V126H24ZM28 124V123H27ZM37 124V123H36ZM40 124L41 123H39V125H37L36 127L38 128V126H40ZM75 124V125H74ZM116 123H114V126L116 127V128H118L116 125H115ZM119 124L121 125V123L119 122ZM138 124V123H137ZM136 124V125H137ZM148 124V123H147ZM159 124V123H158ZM158 124H156V126L158 125ZM175 124V125H176ZM181 124H183V123H181ZM201 125L200 123H198V125H201L202 127L204 126V128L205 127H207V125ZM4 125V124H3ZM18 125V124H17ZM16 125V126H17ZM42 125V124H41ZM53 125V126H54ZM119 125V126H120ZM125 125V124H124ZM124 125H122V126H124ZM127 125L128 124H126V127H127ZM155 125V124H154ZM161 125V124H160ZM164 125V124H163ZM163 125H162V127H163ZM166 125V124H165ZM190 125V124H189ZM191 125H193V124H191ZM195 125V124H194ZM193 125V126H194ZM226 125V124H225ZM226 125V126H227ZM232 125V124H231ZM23 126H21V129H22V127ZM28 126V125H27ZM45 126H48V123H47V125L45 124ZM45 126H43L42 128V130H39V131H37V132H41L40 134L42 135V134H45L46 132H47V130L45 129ZM50 126V125H49ZM139 126V125H138ZM142 126V125H141ZM152 126V125H151ZM185 126V125H184ZM193 126H191V127H193ZM196 127H197V125H195ZM211 126V125H210ZM210 126H208V127H210ZM215 126L217 127L218 125L215 123ZM237 126L238 127H240V128H238L237 129V131L236 132H238V131H241L242 130V133H240L239 134V136L238 137H240V135L242 134L245 138H247V137H249L250 139L252 138V137H256V135L258 136V137H260V135H258V132H260V129H261V131L262 130H264V124H263V127L261 128L260 127V125H258V123L256 122V119H255V121L253 120V121H251L250 119L249 120H245L244 122H242V124L240 123V126L237 124ZM31 127V126H30ZM29 127V128H30ZM35 127V128H36ZM113 127V126H112ZM114 127V128H115ZM140 127V126H139ZM186 127V126H185ZM189 127V126H188ZM212 127V126H211ZM222 127V126H221ZM228 127H229V125H228ZM227 127V128H228ZM231 127V126H230ZM260 127V128H259ZM1 128V127H0ZM8 128H9V125H8ZM18 128H19V126H18ZM26 128V127H25ZM33 128V127H32ZM31 128V129H32ZM50 128V127H49ZM113 128V129H114ZM137 128V127H136ZM135 128V129H136ZM141 128V127H140ZM161 128V127H160ZM160 128H157V129H159V132H160ZM163 128H167V127H163ZM179 128H184V127H179ZM204 128H203V130H204ZM226 128V127H225ZM233 128H235V127H233L232 126V130H233ZM9 129H11V128H9ZM20 129V128H19ZM18 129V130H19ZM28 129V128H27ZM26 129V130H27ZM39 129V128H38ZM95 129H97V127L95 128ZM112 129V130H113ZM121 129V128H120ZM124 129H125V126H124ZM123 129V130H124ZM142 129H144V128H142ZM148 130H150L149 128H147ZM154 129V128H153ZM156 129V128H155ZM154 129V130H155ZM157 129H156V131H157ZM186 129V128H185ZM184 129V130H185ZM200 129V128H199ZM199 129H198V131H199ZM202 129V128H201ZM209 129V128H208ZM214 129V128H213ZM212 129V130H213ZM222 129V128H221ZM224 129V128H223ZM244 129V130H243ZM6 130V129H5ZM5 130L3 129V131L5 132ZM25 129H23V130H21V131H23V132H25L24 131ZM33 130V129H32ZM31 130V131H32ZM37 129H35V131H36ZM44 130V131H43ZM46 130V131H45ZM52 130H53V128H52ZM51 130V131H52ZM81 130V129H80ZM117 130V129H116ZM119 130V129H118ZM125 130H127V129H125ZM132 130V129H131ZM130 130V131H131ZM146 130V129H145ZM147 130V131H148ZM166 130V129H165ZM168 130V129H167ZM179 129H177V131H178ZM182 130L184 133L187 131V130H189V129H187V130ZM190 130H192V129H190ZM205 130H206V128H205ZM204 130V131H205ZM212 130H210V131H212ZM230 130H231V128H230ZM3 131H0V134L2 135L1 137L3 138V136L5 135V133H3ZM30 131V132H31ZM71 131H73V130H71ZM79 131V130H78ZM82 131V130H81ZM87 131V130H86ZM99 131V130H98ZM108 131V130H107ZM107 131H106V134H107ZM109 131H110V133L111 134H113L112 135V137L114 136V133H112L111 132V129H109ZM109 131H108V133H109ZM120 131V130H119ZM128 131V130H127ZM129 131V132H130ZM133 131H135V130H132V132L131 133H133ZM163 131V130H162ZM194 131V130H193ZM193 131L191 132V133H193ZM229 131V130H228ZM228 131H226V132H228ZM18 132H20V131H18ZM96 131H94V133H95ZM104 132V130H102V133ZM118 132V131H117ZM116 132V133H117ZM122 132V131H121ZM152 132H153V130H152ZM158 132V133H159ZM164 132V131H163ZM162 132V133H163ZM166 132V131H165ZM182 132V133H183ZM189 132V131H188ZM208 132V131H207ZM233 132V131H232ZM232 132H231V134H232ZM235 132V131H234ZM233 132V133H234ZM263 132V131H262ZM9 133V132H8ZM7 133V134H8ZM49 133H50V131L48 132V134H45L46 135V137H47V135H49ZM53 133H54V131H53ZM52 133V135H54ZM81 133V132H80ZM80 133H77L78 135H80ZM94 133L92 134V135H94ZM105 133V132H104ZM103 133V134H104ZM120 133V132H119ZM123 133V132H122ZM124 133H125V131H124ZM127 133V132H126ZM158 133H156L157 135H158ZM162 133H160L161 135H159V136H162ZM178 132H176V134H177ZM181 133V134H182ZM182 134V135H180L182 138H183V136L185 135L186 136V134H187V132H186V134ZM195 133V132H194ZM193 133V134H194ZM206 133V132H205ZM208 133H210V132H208ZM216 133V132H215ZM222 133V132H221ZM229 133V132H228ZM264 133V132H263ZM262 133V134H263ZM10 134V133H9ZM12 134V133H11ZM18 134V133H17ZM22 134V133H21ZM38 134V133H37ZM96 134V133H95ZM103 134H101L102 136H104ZM106 134H105V136L101 139L102 140V143H101V145L103 144V142L104 141H106L105 143H107V140H106V138L107 137H109V135L108 136H106ZM147 134V133H146ZM155 134V133H154ZM167 134V133H166ZM196 135L198 134V133H195ZM211 134V133H210ZM262 134H261V136H262ZM14 135V134H13ZM16 135V134H15ZM27 135V134H26ZM30 135V134H29ZM50 135H51V133H50ZM56 135V134H55ZM58 135V134H57ZM74 135H76V134H74ZM85 135H86V133H85ZM85 135L83 136V138L85 137ZM88 135V134H87ZM117 135V134H116ZM119 135V134H118ZM144 135V134H143ZM170 135H172V132H171V134ZM188 135V134H187ZM196 135H194V136H196ZM208 135V134H207ZM212 135V134H211ZM214 135V134H213ZM216 135V134H215ZM227 135V134H226ZM7 136V135H6ZM28 136V135H27ZM26 136V138H28ZM34 136V135H33ZM43 136V135H42ZM42 136H39V137H42ZM124 136H125V134H124ZM202 136V135H201ZM233 136V135H232ZM234 136H235V134H234ZM14 137V136H13ZM25 137V134L23 135V137H21V138H24ZM31 137H32V135H31ZM30 137V138H31ZM34 137H37L36 135L34 136ZM34 137H33V140H34ZM44 137V136H43ZM46 137H45V139H46ZM55 137V136H54ZM53 137V138H54ZM58 137V136H57ZM56 137V138H57ZM96 137V136H95ZM100 137V136H99ZM139 137V136H138ZM156 137V136H155ZM180 137V138H181ZM188 137V136H187ZM200 137V136H199ZM199 137L197 138V139H199ZM204 137H206V135L204 136ZM218 137V136H217ZM216 137V138H217ZM224 137H226V136H224ZM258 137H256V139L258 138ZM263 137H264V134H263ZM25 138V139H26ZM30 138H28L29 140H30ZM49 138H52V136L50 137L49 136ZM68 138H69V140H68ZM75 138H77V136L75 137ZM87 138H91V136L90 137H88L87 136ZM115 138H117V136H114V138L113 139H115ZM159 138V140H160V137H158ZM162 138V137H161ZM186 138V137H185ZM184 138V139H185ZM233 138V137H232ZM231 138V139H232ZM236 138V137H235ZM234 138V140L232 139V141H230V140H228V139H226V140H228L229 141V144H227V146H230V147H232L233 148V150L234 149H236V148H238V147H240V145L241 144H245L244 142H242L243 141V139L244 138H242V137H240V139H235ZM249 138H247V140H249ZM253 138V139H254ZM25 139H23L24 141H25ZM27 139V140H28ZM45 139L43 140V142L42 143H44V141H45ZM58 139V138H57ZM60 139V138H59ZM82 139V138H81ZM84 139H86V137L84 138ZM94 139V138H93ZM100 139V138H99ZM192 139V138H191ZM201 140L202 139H204L205 140V138H203V137H201L200 138ZM208 139V138H207ZM264 139V138H263ZM32 140V141H33ZM55 140V139H54ZM97 141H101V140H98V139H96ZM110 140V139H109ZM116 140V143H117V139H115ZM115 140H113V142H115ZM123 140H125V139H123ZM164 140V139H163ZM168 140V139H167ZM186 140H187V138H186ZM193 141H194V139H192ZM189 141L190 142V144L191 143H193V141ZM204 140H202V147L204 148V147H208V146H210V145H208L209 143L208 142H205ZM212 140V139H211ZM225 140V141H226ZM246 140V139H245ZM260 140H261V137H260ZM260 140H258V142H261V144H262V140L260 141ZM0 141H1V143L3 144V141H4V139H1L0 138ZM10 141V140H9ZM18 141V140H17ZM35 141V140H34ZM34 141H33V143H34ZM37 141H38V139H37ZM37 141H35V142H37ZM41 141V140H40ZM56 141V140H55ZM73 141V140H72ZM71 141V142H72ZM87 141H89V140H87ZM92 141H94V140H92ZM112 141V140H111ZM183 141H185V140H183ZM204 141V142H203ZM252 141V140H251ZM11 142V141H10ZM26 142V141H25ZM47 142H48V140H47ZM52 142V141H51ZM54 142V141H53ZM57 142H59V141H57ZM62 142V141H61ZM64 142V141H63ZM63 142H62V144H63ZM74 142V141H73ZM76 142V141H75ZM82 142V141H81ZM83 142H84V140H83ZM119 142H121V141H119ZM148 141H145V143H147ZM165 142V141H164ZM174 142V141H173ZM172 142V143H173ZM175 142H177L178 143V141H175ZM181 142H182V140H181ZM210 142V141H209ZM246 142V141H245ZM253 142H255V141H253ZM27 143V142H26ZM32 143V144H33ZM39 143V142H38ZM46 143V142H45ZM44 143V144H45ZM50 143V142H49ZM48 143V144H49ZM65 143V142H64ZM90 143V142H89ZM93 143V142H92ZM95 143V142H94ZM93 143V144H94ZM111 144V142H108L107 144ZM115 143V144H116ZM143 143V142H142ZM171 143V144H172ZM195 143V142H194ZM2 144H0V146L2 145ZM20 144H22V141L20 142ZM30 144H31V142H30ZM32 144H31V146H32ZM36 144V143H35ZM44 144H41V145H44ZM47 144V145H48ZM51 144V143H50ZM49 144V146H51ZM53 144V143H52ZM62 144H59V145H61V148H62V150L64 149L62 146ZM71 144V143H70ZM74 144V143H73ZM83 144V143H82ZM85 144V143H84ZM93 144H90V147H91V145L92 146H95V145H93ZM114 144V143H113ZM120 144V143H119ZM119 144H118V146H119ZM126 144V143H125ZM124 144V145H125ZM180 144V143H179ZM259 145H261L260 143H258ZM11 145V144H10ZM16 145V144H15ZM24 145H26V148H28L27 147V145H28V143L27 144H22V146L21 145H19V147H23ZM38 145V144H37ZM46 145V146H47ZM56 145V144H55ZM57 145H58V143H57ZM65 145H66V143H65ZM64 145V147H66ZM68 145V144H67ZM104 145V144H103ZM178 145V144H177ZM201 145H199L200 147H201ZM214 145V144H213ZM254 145H257V144H254ZM259 145H257V148H258V146ZM264 145V144H263ZM39 146V145H38ZM48 146V148H50ZM54 146V145H53ZM70 146V145H69ZM88 146V145H87ZM87 146H85V147H87ZM97 146V145H96ZM106 146V145H105ZM104 146V147H105ZM108 146V145H107ZM113 146H115V145H113ZM117 146V145H116ZM117 146V147H118ZM122 146V145H121ZM168 146V145H167ZM198 146V145H197ZM196 146V147H197ZM245 146V145H244ZM35 147V146H34ZM40 147H42V146H40ZM45 147V146H44ZM77 147H78V145H77ZM76 146H75V148H77ZM84 147V146H83ZM82 146L81 147H79L78 149L80 150V148H83ZM89 147V146H88ZM90 147L88 148L89 150H90ZM100 147V146H99ZM124 147V146H123ZM123 147H121V148H123ZM134 147H135V145H134ZM178 147V146H177ZM211 147H213L212 146V143H211ZM254 148H255V146H253ZM252 147V148H253ZM3 148V146L1 147V149ZM24 148H25V146H24ZM24 148H22V149H24ZM25 148V149H26ZM38 148V147H37ZM97 148H98V146H97ZM111 148H113V147H111V146H109L108 147V149L106 148V149H104L103 150V147L102 148H99V149H102L103 151L101 152V154H100V156L98 157V155H97V157H94V155H93V158H91V157H88V156H86V155H84L85 153V148H84V152H83V150L81 151V153L80 152H78L77 150H76V152H78L79 154H82V152L84 153V154H82V155H80V156H82V157H77L76 159L78 160V162H79V160L82 162L83 160L82 159H84L87 163H86V166H87V168L89 169V171H91L92 172V177H90L91 179H93V177L94 176H96V177H99L98 178V181H101L100 180V178H102L103 179V181H101L102 182V185L101 186H98V185H96V183L95 184H93V185H96V186H98V187H104V186H106L107 185V182L106 181H108V179L110 180L111 178H110V176L113 174V176L114 175H116L118 172H114L113 171V166H112V164H114V165H116L117 166V171H118V169H120V167L118 168V164H120V163H123V164H125L124 162H123V159L121 158V156H119L121 159H122V161H119V159H116V158H118L117 156H116V158H115V160H114V156L116 155V153H118V151H115L116 149V147L114 148L115 150H113V151H115L116 153H114L115 155H112V153L110 154V152H111ZM119 148V147H118ZM170 148H172V146L170 147ZM205 148V149H206ZM246 148V147H245ZM248 148V147H247ZM264 148V147H263ZM1 149H0V151H1ZM16 149V148H15ZM24 149V150H25ZM35 149H36V147H35ZM40 149V148H39ZM43 149V148H42ZM70 149V148H69ZM92 149H93V147H92ZM197 149V148H196ZM209 149V148H208ZM249 149V148H248ZM261 148L259 147V150L258 151H261L260 150ZM9 150V149H8ZM18 150V149H17ZM16 150V151H17ZM19 150H21V149H19ZM38 150V149H37ZM55 150H58V147H52L51 146V148L50 149H48L47 150V152L45 153H43L42 154V156L44 157V158H46V159H48L49 157H48V155H50V153H53ZM68 150V149H67ZM66 150V151H67ZM88 150V152H90ZM118 150H121V149H118ZM132 150V149H131ZM179 150V149H178ZM177 150V151H178ZM197 150H199V149H197ZM203 150V149H202ZM232 150V153L233 152H235V151H233ZM244 150H247V149H244ZM254 150H256V148L254 149ZM14 151V150H13ZM26 151H28V149L26 150ZM30 151V150H29ZM33 151H34V149H33ZM32 151V152H33ZM41 151V150H40ZM43 151H45V149H43L42 150V152ZM75 151V150H74ZM73 151V152H74ZM124 150H121L120 151V153H118L119 155L120 154H122L121 152H123ZM130 151V150H129ZM183 151V150H182ZM185 151V150H184ZM193 151H194V149H193ZM201 151V150H200ZM243 151V150H242ZM251 151V150H250ZM249 151V152H250ZM262 151H264V150H262ZM23 152V151H22ZM60 153L62 152V151H59ZM68 152V151H67ZM70 152V151H69ZM72 152V151H71ZM87 152V153H88ZM94 152V151H93ZM99 152V151H98ZM126 152V151H125ZM125 152H123V154L125 155ZM127 152H128V150H127ZM131 152H133L134 153V150L133 151H131ZM136 152H137V149H136ZM186 153H187V151H185ZM237 152V154H239L240 156H242L243 157V155L245 154V151H244V154H240V153H238V150L236 151ZM235 152V153H236ZM257 152V151H256ZM19 153H21V152H19ZM36 153V152H35ZM38 153V152H37ZM56 153V152H55ZM63 154H64V152H62ZM66 153V152H65ZM130 153V152H129ZM138 153V152H137ZM154 153V152H153ZM179 153H180V151H179ZM231 153V154H232ZM235 153H233V154H235ZM246 153H248V152H246ZM23 154H24V152H23ZM27 154V153H26ZM57 154V153H56ZM55 154V155H56ZM72 154V153H71ZM74 154V153H73ZM77 153H75V155H76ZM95 154V153H94ZM97 154V153H96ZM122 154V155H123ZM127 154V153H126ZM132 154V153H131ZM156 154V153H155ZM154 154V155H155ZM158 154V153H157ZM166 154V153H165ZM230 154V155H231ZM249 154V153H248ZM247 154V155H248ZM251 154H252V152H251ZM259 154V153H258ZM22 155V154H21ZM28 155H30V154H28ZM31 155H33V154H31ZM88 155V154H87ZM128 155V154H127ZM127 155H125V156H127ZM137 155V154H136ZM146 155V154H145ZM192 155V154H191ZM239 155H236V157L237 156H239ZM247 155H246V157H247ZM250 155V154H249ZM3 156V155H2ZM13 156H15V155H13ZM40 156V155H39ZM67 156H68V154H67ZM74 155H72V157H73ZM90 156V155H89ZM129 156H130V154H129ZM139 156V155H138ZM147 156H149V155H147ZM156 156V155H155ZM162 156V155H161ZM177 156H178V154H177ZM190 156V155H189ZM209 156H210V154H209ZM235 156V155H234ZM239 156V157H240ZM252 156V155H251ZM256 156V155H255ZM1 157V156H0ZM19 157V156H18ZM17 157V158H18ZM25 157V156H24ZM31 157V156H30ZM43 157H42V159L41 160H44L43 159ZM48 157V158H47ZM54 157V156H53ZM59 156H57V158H58ZM62 157V156H61ZM65 157V156H64ZM63 157V158H64ZM69 157H71L70 155H69ZM131 157V156H130ZM130 157H127V158H130ZM133 157V156H132ZM137 157V156H136ZM140 157V156H139ZM153 157V156H152ZM157 157V156H156ZM167 157V156H166ZM238 157V158H239ZM242 157H240L241 159H242ZM245 157V158H246ZM258 157V156H257ZM256 157V158H257ZM20 158V157H19ZM21 158H23V157H21ZM21 158H20V160H21ZM39 158H41V157H39ZM60 158V157H59ZM66 158V157H65ZM64 158V159H65ZM134 159H136L135 158V156L133 157ZM132 158V159H133ZM143 158H145V157H143ZM147 158V157H146ZM145 158V159H146ZM206 158V157H205ZM239 158V159H240ZM249 158V157H248ZM25 159H28L27 157L25 158ZM30 159V158H29ZM37 159V158H36ZM36 159H34L35 161H36ZM54 158H52V161L53 162H51L52 164H53V166L55 165V162H54V160H56V159H54ZM64 159H63V161H64ZM68 159H70V158H68ZM75 159V158H74ZM153 159H154V157H153ZM156 159V158H155ZM161 159V158H160ZM188 159V158H187ZM189 159H190V157H189ZM188 159V161H193L192 160V157H191V160H189ZM196 159V158H195ZM234 159V158H233ZM237 159V158H236ZM239 159H237V160H239ZM252 159V158H251ZM250 159V160H251ZM255 159V158H254ZM14 159H12V161H13ZM39 160V159H38ZM40 160V161H41ZM70 160H72V159H70ZM125 161H126V159H124ZM130 160V159H129ZM128 160V161H129ZM139 160V159H138ZM143 160V159H142ZM142 160H140V161H142ZM158 160V159H157ZM157 160H155L156 162H158V163H160L159 162V160L157 161ZM249 160V161H250ZM11 161V162H12ZM17 161V160H16ZM15 161V162H16ZM22 161V160H21ZM45 161V160H44ZM48 161H49V159H48ZM47 161V162H48ZM60 161V160H59ZM59 161H58V163H59ZM67 161V160H66ZM65 161V162H66ZM76 161V160H75ZM75 161H73V162H75ZM127 161V162H128ZM131 161H133V160H131ZM135 161V160H134ZM162 161V160H161ZM164 161H165V159H164ZM162 162V163H166V164H169L168 162ZM234 161V160H233ZM236 161V160H235ZM18 163L16 164V163H14V164H10L11 166H13V165H18L19 164V159H18V161H17ZM27 162V161H26ZM30 162V161H29ZM46 162V161H45ZM44 162V163H45ZM68 162H70V161H68ZM142 162H144V161H142ZM145 162H146V160H145ZM144 162V163H145ZM155 162V163H156ZM232 162V161H231ZM247 162V161H246ZM2 163V162H1ZM4 163V162H3ZM21 163H23V161L21 162ZM39 163H41V164H38V165H40V167L39 168H35V170L33 169V167H31V164L29 165L31 168L30 169H33V172H31L32 174L33 173H35L36 175H34V176H31L30 175V172L29 173H27L28 175H30V177L32 178L31 179V183L32 184H30V186L32 185V186H38V185H40V187H41V185H44V188L47 186H49L50 185V188L49 189H51V184H49V181L51 180V181H55V180H53L54 178L53 177H51V176H49V174H47L48 173V171L50 172V175L52 174H54V171H55V167H52V165L50 166V164H49V166H50V168H51V170H54V171H51V170H48L47 168H46V164L44 165L43 164V161L42 162H39ZM56 163H57V161H56ZM80 163V162H79ZM83 163V162H82ZM133 163H136V166H137V162L135 161V162H133ZM151 163H153V161L151 162ZM157 163V164H158ZM201 163H203L204 165H209L210 166V160L208 159V160H206L205 162H201ZM7 164V163H6ZM34 164H37L36 162L34 163ZM72 164V163H71ZM122 164V165H123ZM128 164V163H127ZM140 164V163H139ZM197 164V163H196ZM234 164V163H233ZM22 165V164H21ZM25 164L23 163V166H24ZM33 165V164H32ZM57 166L56 167H58V164H56ZM80 165V164H79ZM131 165H133V164H131ZM156 165V164H155ZM199 165V164H198ZM7 166V165H6ZM35 166H37V165H35ZM43 166H45V168L43 167ZM64 166V165H63ZM69 166V165H68ZM76 166V163H75V165H74V167ZM126 167H127V165H125ZM147 166H150V163L147 165ZM147 166H142V165H138L137 166V168H136V170L138 169V172H135V173H138V175H134L133 174V172L132 173H130V171H129V173H126V174H129V175H127V176H125L124 177V175H126L125 174V172H124V175H123V179H120V180H117V178H115L114 177V179H116V181H121V180H127V181H130V182H132V183H134V184H136L137 186H139L140 184H144L145 183V181H146V179L147 180H154L153 178H155L156 179V176H155V174H157L155 171H154V165H151V166H153V171L155 172V174H154V172H152V168L150 169L149 167H147ZM157 166V165H156ZM159 166V165H158ZM161 166V165H160ZM192 166H194V164L192 165ZM197 166V165H196ZM195 166V167H196ZM234 166V165H233ZM0 167H2V166H0ZM26 167H28V163H27V165H26ZM25 167V168H26ZM130 167V166H129ZM132 167V166H131ZM210 167H213V166H210ZM245 167V166H244ZM247 167L250 169V171L252 172V171H256V170H258V172L260 171V172H262L263 174H264V152H263V154H262V156H261V158H259V160H255V161H250L249 163H248V165H247ZM60 167H58V169H59ZM62 168V167H61ZM60 168V169H61ZM163 168V167H162ZM161 168V169H162ZM165 168V167H164ZM198 168H199V166H198ZM208 168V167H207ZM206 168V169H207ZM235 168V167H234ZM239 168H240V166H239ZM2 169V168H1ZM0 169V170H1ZM3 169H5V168H3ZM12 169V168H11ZM18 169V168H17ZM23 169V168H22ZM62 169H64V167L62 168ZM73 169V168H72ZM82 169H83V167H82ZM81 169V170H82ZM85 170H86V167L84 168ZM114 169H116L115 167H114ZM123 168H121V170H122ZM133 169H135V168H133ZM132 169V170H133ZM194 169V168H193ZM193 169H190V170H193ZM196 169V168H195ZM194 169V170H195ZM200 169H201V167H200ZM199 169V170H200ZM204 169V168H203ZM205 169V170H206ZM209 169V168H208ZM236 169H238V168H236ZM235 169V170H236ZM243 169V168H242ZM44 170H47L46 171V173L44 172ZM57 170V169H56ZM84 170V171H85ZM102 170V171H101ZM120 170V171H121ZM164 170V169H163ZM162 170V171H163ZM189 170V171H190ZM193 170V171H194ZM197 170V169H196ZM198 170V171H199ZM210 170H212V169H210ZM213 170H215V169H213ZM218 170V169H217ZM216 170V171H217ZM17 171V170H16ZM22 171V170H21ZM25 171V170H24ZM23 171V172H24ZM29 171V170H28ZM28 171H25V172H28ZM32 171V170H31ZM35 171V172H34ZM59 171V170H58ZM58 171H57V173H58ZM83 171V170H82ZM83 171V172H84ZM126 171V170H125ZM156 171H158V170H156ZM188 171V172H189ZM198 171H196L197 173H198ZM202 171V170H201ZM208 171V170H207ZM238 171H240L239 169H238ZM237 171V172H238ZM25 172H24V174H25ZM44 172V173H43ZM56 172V171H55ZM160 172V171H159ZM195 172V171H194ZM200 172V171H199ZM211 172V171H210ZM209 172V173H210ZM213 172V171H212ZM211 172V173H212ZM215 172V171H214ZM218 172H219V170H218ZM236 172V173H237ZM257 172V173H258ZM1 173H3L2 174V176L4 177V172H2L1 171ZM1 173H0V177H1ZM6 173V172H5ZM8 173V172H7ZM77 173V172H76ZM84 173H87V171H85ZM90 173V172H89ZM89 173H88V175H89ZM191 173V172H190ZM196 173V174H197ZM202 173V172H201ZM200 173V174H201ZM204 174H205V177H202V179L204 178H206L207 176H206V171L205 172H203ZM234 173V172H233ZM22 174V173H21ZM20 174V175H21ZM42 174H43V176H42ZM45 174L47 175V177H45ZM119 174H121V173H119ZM123 174V173H122ZM189 174V173H188ZM192 174H195V173H192ZM213 174V173H212ZM211 174V175H212ZM215 174V173H214ZM213 174V175H214ZM235 174V173H234ZM234 174H232V176L229 178L228 177V179L226 178V180L224 181V182H217V180L216 179H214L213 177H211L210 176V178H209V176H208V178L210 179L209 180V182L210 183H212L213 184V179L214 180H216L215 182L216 183H218V188H220V189H222V190H224L225 189V192H224V194H223V196H222V198L220 199L219 197H217V199L219 198L221 201H224V195L226 194V197H228V196H230V195H232V198H230V200H228V204L227 205H224V206H227V209H223V211L221 212V214H218V215H216V217H214V219L213 220H211L210 218V220H211V224L208 222V220L207 219H205L206 217V215H208L207 213H210L211 211H210V209L212 208V207H210L211 205L209 204L210 203V201L208 202H205V203H203V201H201V199L202 198H206L205 196L207 195V193H206V195H205V193L204 194H202L204 197H201V199L198 201L197 199H196V196H195V194H196V192H195V194H192V202H190V203H187L188 202V200L190 199L188 196H190V195H187V196H185V194L184 193H182V194H184V196H183V198H181L180 200L179 199H176L175 197H173V196H171L170 194H171V192H170V194L168 195V196H162V195H160L162 192H161V188L159 189L160 190V194H158V192H156V190L154 189V187L153 186H155V185H153L152 187V190H151V188H150V191H152V195L153 196H151V198H149V197H147L148 199H146V197H145V195H144V193L142 194V193H140V195L142 194L143 195V197H145V198H141V197H139V198H141L143 201V203H137L136 201H141V199L139 200L138 198V200H136V201H134V200H132V198L133 197H131L130 196V194L127 196V199H125V197H124V199L125 200H123L122 202H121V207H123L125 210H127V211H129V212H131V213H129L128 215H133L134 216V219H132V218H130V220H128L127 221V224H122L121 222H119L120 224L117 226L116 225V223H115V225H114V227L116 228V227H118L119 229H124L125 227H127V229H125V231H127V232H129V230H130V232L129 233H123V232H121L122 234H123V237L124 236H126L129 240L127 241V244L125 245L127 248H125V250H123L122 248H124L123 246V244L122 245H120V244H117L116 245V247H113V251H114V254H112V255H110L108 258L109 259H111L113 262H117L118 260H119V262H123V261H121V259H125V261H126V264H209L210 263V260L208 261V263H206V262H204L203 261V257H204V255H201L202 253L199 251V249L200 248H198V245L196 244L195 246H197V248L193 245L192 246V243L193 244H195V243H197V240L200 238V237H203L205 234H208V232L207 231H209V230H207V229H210L211 228V231H213L215 234H216V232L218 231V230H220L221 231V229L222 228H228L229 229V226L231 227V225H229V223L231 222V220L233 219V221H238V222H235V226L234 225H232L233 226V228H230L229 229V231H228V235L227 234H225V233H223V234H225V235H227V238H228V236H230V237H237V236H242V240H244V244H245V250L247 249V251H249V249L252 251V249H254L255 251H252L251 253H249V252H246V254L243 252V256H245V258H254L255 256H256V250L258 251L259 249H261V250H264V236L262 235V233H264V211H262V212H259L260 210H264V208H261V209H259L258 210V213L254 210L255 208H254V205H256V203H257V200H259V196H258V198H256V200H255V202L253 203L252 201H253V199L252 198H247V196L244 198V191L245 190H243L241 187H239V184L237 185V182L235 183L234 182V177H233V175ZM261 174V173H260ZM10 175V174H9ZM19 175V174H18ZM19 175V176H20ZM56 175V174H55ZM70 175V174H69ZM158 175V174H157ZM160 175V174H159ZM202 175V174H201ZM207 175H210V174H207ZM212 175V176H213ZM218 175H219V173H218ZM218 175H216V176H218ZM6 176V175H5ZM7 176H8V174H7ZM5 177V178H8V177H10V176H8V177ZM57 176V175H56ZM65 176V175H64ZM67 176V175H66ZM77 176H79V175H77ZM117 176H118V174H117ZM138 176V177H137ZM161 176V175H160ZM198 176V175H197ZM215 176V175H214ZM262 176H264V175H262ZM26 177V176H25ZM62 177V176H61ZM67 177H69V176H67ZM71 177H73V176H71ZM80 177V176H79ZM78 177V178H79ZM112 177V176H111ZM121 177V175H119V178ZM199 177H201L200 175H199ZM199 177H197V179L199 178ZM22 178V177H21ZM28 178H29V176H28ZM57 178V177H56ZM70 178V177H69ZM195 178V177H194ZM243 178V177H242ZM264 178V177H263ZM0 179H3L2 177L0 178ZM27 179V178H26ZM30 179V178H29ZM28 179V180H29ZM43 179V180H42ZM58 179V178H57ZM56 179V180H57ZM68 179V178H67ZM75 179V178H74ZM73 178H71V180L72 181H74L75 183H73L72 181V184H74V187L73 186H71V185H68V186H70V187H68L67 185H62V186H66L67 187V189H69L68 191H69V194H71V195H74L75 194V192H74V188H75V185H77V183H76V181L74 180ZM85 179V182H89V181H91V180H86L87 178H84ZM161 179V178H160ZM193 179V178H192ZM218 179H220V178H218ZM244 179V178H243ZM262 179V178H261ZM4 180V179H3ZM20 180H22V179H20ZM70 180V179H69ZM68 180V183L70 182ZM76 180H77V177H76ZM96 179H94V181H95ZM111 180H113V179H111ZM151 180V181H152ZM157 180L158 179H156V182H157ZM188 180V179H187ZM200 180V179H199ZM206 180H207V182H208V179L206 178ZM212 180V181H211ZM223 180V179H222ZM246 180V179H245ZM250 180V179H249ZM1 181V180H0ZM16 181V180H15ZM26 181V180H25ZM58 181H61V180H57V182ZM82 180H79V182H81ZM94 181H93V183H94ZM115 181V180H114ZM113 181V182H114ZM126 181V182H127ZM155 181V180H154ZM175 181V180H174ZM189 181H190V178H189ZM201 181V180H200ZM220 181H221V179H220ZM239 181V180H238ZM241 181H243V180H241ZM246 181H248V179L246 180ZM261 181H264V179L263 180H261ZM2 182V181H1ZM0 182V183H1ZM9 182V181H8ZM11 182H13V181H11ZM18 182V181H17ZM56 182V183H57ZM63 182V181H62ZM70 182V183H71ZM82 182H84V180L82 181ZM81 182V183H82ZM84 182V183H85ZM92 182V181H91ZM95 182H97V181H95ZM109 182V181H108ZM119 182H117V184L119 185ZM122 182V181H121ZM147 182V181H146ZM153 182V181H152ZM182 182L183 183H186V180L184 181V179L182 180ZM188 182V181H187ZM202 182V181H201ZM206 181L204 182V183H207ZM209 182H208V184H209ZM27 183V182H26ZM25 183V184H26ZM29 183V182H28ZM54 183V182H53ZM55 183V184H56ZM61 183V182H60ZM59 183V184H60ZM64 183V182H63ZM110 183H112V181L110 182ZM132 183H129V184H132ZM155 183V182H154ZM153 183V184H154ZM175 183V182H174ZM179 183H180V181H179ZM183 183H181V185L182 186H184L185 184H183ZM197 184V180H195V182H194V184ZM239 183V182H238ZM240 183H242V182H240ZM263 183V182H262ZM2 185H5V181H3L2 183H1ZM7 184V183H6ZM9 184V183H8ZM23 184V183H22ZM21 184V185H22ZM49 184V185H48ZM58 184V183H57ZM56 184V185H57ZM66 184V183H65ZM89 184H91V183H89ZM116 183L114 182V185H115ZM122 184V183H121ZM126 184H128V183H126ZM139 184V185H138ZM146 184V183H145ZM144 184V185H145ZM147 184H149L148 182H147ZM146 184V185H147ZM156 184V183H155ZM158 184L159 183H157V186H158ZM176 184V183H175ZM189 185L187 186V187H189L190 186V183H188ZM191 184H192V180H191ZM193 184V185H194ZM202 184V183H201ZM12 185H13V183H12ZM54 185V184H53ZM56 185H54V186H56ZM78 185H80V183L78 184ZM82 185V184H81ZM112 185V184H111ZM117 185V186H118ZM143 185V186H144ZM169 185V184H168ZM168 185H165V186H168ZM171 185H173V184H171ZM178 185H180V184H178ZM181 185H180V187H181ZM187 185V184H186ZM185 185V186H186ZM198 185H199V183H198ZM214 185V186H215ZM240 185H243V183L242 184H240ZM95 186V187H96ZM107 186H109V185H107ZM125 186V185H124ZM130 186V185H129ZM134 186V185H133ZM131 187L129 190H131L132 188H134V187ZM136 186V187H137ZM156 186V187H157ZM161 186V185H160ZM163 187H164V185H162ZM184 186V187H185ZM192 186V185H191ZM206 186V185H205ZM215 186V187H216ZM230 186V187H229ZM2 187V186H1ZM4 187V186H3ZM10 187V186H9ZM39 187V186H38ZM40 187H39V189H40ZM60 187H61V185H60ZM116 187V185L113 187V188H115ZM123 187V186H122ZM135 187V188H136ZM142 187V186H141ZM159 187V186H158ZM169 187V186H168ZM179 187V186H178ZM181 188L182 189V191H184V190H186L185 188ZM196 187H198L199 188V186H194V188H196ZM204 187V186H203ZM208 187V186H207ZM207 187H205L206 189H207ZM213 187V186H212ZM214 187V188H215ZM228 187V188H227ZM31 188V187H30ZM33 188V187H32ZM54 187H52V189H53ZM57 188H58V186H57ZM109 188V187H108ZM108 188H107V190H108ZM111 188H112V186H111ZM119 188V187H118ZM118 188H117V190H118ZM134 188V189H135ZM140 188V187H139ZM138 188V189H139ZM190 188V190L187 188V190H189L190 191V193H191V189H193V188H191V187H189ZM197 188V189H198ZM202 188V187H201ZM6 189V188H5ZM43 189V188H42ZM46 189V188H45ZM48 189V188H47ZM59 189H61V188H59ZM66 188H64V190H65ZM96 189H97V187H96ZM95 189V191H98L99 192V190L97 189L96 190ZM126 189H128V187L126 188ZM137 189V188H136ZM137 189V190H138ZM142 189H143V187H142ZM148 189V188H147ZM147 189H146V191H147ZM157 189V188H156ZM164 189V188H163ZM169 189H170V187H169ZM175 189V188H174ZM179 189V188H178ZM196 189V190H197ZM212 189L213 188H211V192H212ZM1 190H3V189H1ZM16 190V189H15ZM33 190V189H32ZM31 190V191H32ZM107 190H106V192H107ZM110 190V189H109ZM108 190V191H109ZM121 190V188L119 189V191ZM133 190V189H132ZM131 190V191H132ZM144 190V192H146L145 191V188L143 189ZM153 190H155V191H153ZM171 190V189H170ZM187 190H186V192H187ZM196 190H194V191H196ZM199 190L201 191L202 189H200L199 188ZM205 190V189H204ZM214 190H216V189H214ZM257 190V189H256ZM9 191V190H8ZM45 191V190H44ZM101 191H102V188H101ZM127 191V190H126ZM131 191H129V192H131ZM140 191V190H139ZM142 191V190H141ZM163 191V190H162ZM173 191V190H172ZM180 191V190H179ZM198 191V190H197ZM208 191L210 192V189L208 188ZM217 192H219V190H216ZM6 192V191H5ZM24 192V191H23ZM64 192V191H63ZM98 192H96L97 194H98ZM103 192H104V190H103ZM103 192H101V193H103ZM116 192V191H115ZM134 192H136V191H134ZM138 192V191H137ZM166 192V191H165ZM164 192V193H165ZM177 192V191H176ZM175 192V193H176ZM199 192V191H198ZM6 193H8V192H6ZM100 193V192H99ZM119 193V192H118ZM146 193H148L149 194V192L147 191ZM172 193H174V191L172 192ZM189 193V192H188ZM200 194H201V192H199ZM54 194H55V192H54ZM116 194V193H115ZM122 194V193H121ZM124 194H125V191H124ZM135 194V193H134ZM151 194H149V196L151 195ZM179 194H181V193H179ZM187 194V193H186ZM198 194V193H197ZM199 194V195H200ZM212 194V193H211ZM214 194V193H213ZM217 194H219V193H217ZM235 194V195H234ZM245 194H246V192H245ZM20 195H22V194H20ZM59 195V194H58ZM58 195H56V196H58ZM105 195V194H104ZM131 195H133V192H132V194ZM139 195V194H138ZM173 195V194H172ZM176 195V194H175ZM178 195V194H177ZM201 195V196H202ZM216 195V194H215ZM221 195V194H220ZM248 195V194H247ZM13 196V195H12ZM61 196V195H60ZM70 196V195H69ZM121 196V195H120ZM124 196V195H123ZM218 196V195H217ZM261 196H263V195H261ZM0 197H1V193H0ZM14 197V196H13ZM61 197H63V196H61ZM72 196H70V198H71ZM92 197V196H91ZM102 197H103V195H102ZM210 197H211V195L209 196V198L207 199V200H210ZM65 198V197H64ZM64 198H59V196H58V198H55V200L54 201H56L57 202V205H58V203L59 202H61V203H63V202H65V201H67L66 200V198L64 199ZM67 198H68V196H67ZM199 198V197H198ZM261 198H263V197H261ZM12 199V198H11ZM53 199H54V197L52 198V201H53ZM73 199V198H72ZM71 199V200H72ZM89 199V198H88ZM134 199H136L135 198V196H134ZM147 201V203L150 201V200H152V202L151 203H149V204H151V207L153 208V207H155V210H156V212L154 213V214H150L149 216H150V218H148V216L147 215H144V213H141V211L143 212V211H145L146 210V206H147V204H146V206H144V203H146L145 202V200ZM215 199H216V196H215ZM218 199V200H219ZM229 199V198H228ZM238 199H240V200H238ZM10 200V199H9ZM16 200V199H15ZM104 200H106L105 198H104ZM205 200V199H204ZM218 200H217V204H218ZM219 200V201H220ZM1 201H3L2 199H0V217H2L1 218V220H3L1 223H0V225L1 224H10V226L12 225H14V227H16L15 225L16 224H18L17 226H22L21 225V223L20 222H22L21 220H23V219H25V228L27 227V229L28 228H31L30 230H32V229H36L35 227H37V222L35 223L34 222V216H36V215H34L36 212H37V208H36V212L33 214V210H32V207L34 206L33 204V206L31 207V209L28 207V205H27V203L24 201H22V202H19V200H18V202H11V204L9 205H5V203L3 202V204L5 205V207H4V205L1 203ZM7 201V200H6ZM5 201V202H6ZM12 201V200H11ZM54 201H53V203H54ZM69 201V200H68ZM67 201V202H68ZM163 201H167V202H163ZM215 201V200H214ZM230 201V202H229ZM66 202V203H67ZM70 202V201H69ZM213 202V201H212ZM225 202H226V199H225ZM33 203V202H32ZM45 203V202H44ZM50 206L51 205H53V204H51V200H50ZM48 203V204H49ZM106 203V202H105ZM208 203V204H207ZM227 203V202H226ZM38 204H39V202H38ZM43 204V203H42ZM41 204V205H42ZM112 205H114V203H111ZM167 204V206L166 207H164L163 205H166ZM213 204V203H212ZM233 204V205H232ZM237 204H238V206H237ZM254 204V205H253ZM263 204V203H262ZM54 205H56L55 203H54ZM68 204H64V206H67ZM208 205H210L209 207V209H207V213H206V215L204 216L203 214V217L201 218L200 216H198L199 214H198V210H200L201 208H205V206H207L208 207ZM221 205V204H220ZM1 206H3L2 208L4 209V208H6V210H8L9 211V213H13V215H10L9 214V216H5V209L4 210H2V208H1ZM36 206H37V204H36ZM43 206V205H42ZM70 206H72L71 204H70ZM104 206H106V207H109V205L107 204H105ZM264 206V205H263ZM35 207V206H34ZM37 207H39L40 208V204H39V206H37ZM45 207H46V204H45ZM47 207H49V206H47ZM55 208H56V206H54ZM149 207L150 206H148L147 208L149 209ZM217 207V206H216ZM221 207V206H220ZM219 207V208H220ZM223 207V206H222ZM256 207V206H255ZM67 208H70V210H71V207H69V206H67V207H65L64 209H67ZM170 208H173L174 209V211H176L177 213H175V214H173V215H171V213L172 212H170ZM226 208V207H225ZM229 208V209H228ZM256 208H259L258 206L256 207ZM34 209V208H33ZM41 209V208H40ZM44 209V208H43ZM52 209V208H51ZM57 209H58V207H57ZM215 209V208H214ZM216 209H218V208H216ZM250 209H253L252 211H255L256 213H257V215H256V213H253V214H255L254 216H252L251 215V217H248V218H244V219H241V218H239L238 220L236 219V215L237 214H239V216H240V213H245V214H247L248 213V211L250 210ZM39 210V209H38ZM45 210V212L43 213V214H46L47 212H46V210L47 209H44ZM56 210V209H55ZM150 211L152 210V209H149ZM183 210H185L186 211V213H185V216H184V214L182 215V216H180L181 214H180V212H184ZM222 210V209H221ZM225 210V211H224ZM226 210H227V212H228V210H229V214L226 212ZM257 210V209H256ZM40 211V210H39ZM41 211H43V210H41ZM48 211V210H47ZM52 211V210H51ZM68 211H69V209H68ZM67 211V212H68ZM73 211V215H77V216H75L76 218L78 217L80 220L78 221V223L81 221L83 224L85 223V221L87 220V219H89V217L87 216V215H85L84 214V212L83 211H81V210H79V209H75L74 208V210H72ZM71 211V212H72ZM161 212L162 213V215L164 216V219H165V223H163V224H159V228H157V229H154L155 227H156V225H157V223H158V219H159V212ZM215 211V210H214ZM217 212H218V210H216ZM215 211V212H216ZM60 212V211H59ZM70 212V213H71ZM148 212V211H147ZM152 212H154L153 210H152ZM203 212H206V208H205V211L203 210L202 211V213ZM215 212H213V213H215ZM250 212V211H249ZM62 213V212H61ZM61 213H57L56 212V214L58 215V214H60L61 215ZM66 213V210H65V212H64V214ZM70 213L68 212V214L70 215ZM149 213V212H148ZM37 214V213H36ZM49 214V213H48ZM64 214H62L61 216H65ZM145 214H146V211H145ZM201 214V213H200ZM211 214V213H210ZM216 214V213H215ZM215 214H213L214 216H215ZM60 215L59 216H55L56 218V220L57 219H59L60 220V218H58V217H60ZM67 215V214H66ZM72 215V214H71ZM3 216H5L4 218H3ZM42 216V215H41ZM53 216V215H52ZM183 216H184V219L182 220V221H180V219L181 218H183ZM249 216V215H248ZM42 217H44V216H42ZM41 217V218H42ZM45 217H46V215H45ZM44 217V218H45ZM54 217V216H53ZM92 217V216H91ZM205 217V218H204ZM213 217V216H212ZM245 217V216H244ZM40 218V219H41ZM48 218H49V222H47V223H49L50 224V220L52 219L51 217H49L48 215H47V217H46V219L48 220ZM51 218V219H50ZM63 218V220H65V218H67V216L64 218V217H62ZM71 218H73V217H71ZM70 218V219H71ZM39 219V220H40ZM236 219V220H235ZM43 220V219H42ZM55 220V221H56ZM89 220H91V219H89ZM209 220V221H210ZM36 221V220H35ZM61 221V220H60ZM71 221V220H70ZM73 221V220H72ZM75 221V220H74ZM45 222V221H44ZM53 222H54V220H53ZM52 221H51V223H53ZM58 222V221H57ZM57 222H54L53 223V225L55 224V223H57ZM65 223L64 221H61V223ZM68 222L69 221H67L66 222V224L67 225H65L66 227L68 226ZM87 222V221H86ZM89 222V221H88ZM40 223V222H39ZM46 223V222H45ZM71 224H73L72 222H70ZM81 223V224H82ZM233 222H231L230 224H232ZM70 224V225H71ZM75 224V223H74ZM42 225V224H41ZM58 225H60V223L58 224ZM58 225H54V226H56V227H54V228H56V230H58L57 229V227H58ZM63 225V224H62ZM76 226H77V222H76V224H75ZM86 225V224H85ZM40 226V225H39ZM80 226V224L77 226V227H79ZM83 227H84V225H82ZM81 226V228H83ZM167 226H168V230H166V228H167ZM1 227V226H0ZM3 227V226H2ZM1 227V228H2ZM7 227V226H6ZM8 227H9V225H8ZM22 227H24V225L22 226ZM20 228V229H23V228ZM50 227L51 226H49V230H50ZM53 227V226H52ZM144 228L145 230H147V231H149V230H151V231H149V233H147V231H145L144 230V232H146V234L145 235H143V234H141V237L139 238V239H134V237L137 235H135V234H133L131 231H134V232H137V228H138V231L139 230H141L140 228ZM0 228V229H1ZM24 228V229H25ZM39 227H37V229H38ZM42 226H40V228L38 229L39 230V232L40 231H42ZM45 228V227H44ZM47 228H48V226H47ZM54 228H52V229H54ZM63 228H64V225H63ZM150 228V229H149ZM3 229V228H2ZM12 229V228H11ZM19 229V230H20ZM41 229V230H40ZM46 229V228H45ZM45 229H43V230H45ZM67 229H70L69 228V226L67 227ZM66 229V230H67ZM78 228H76V230H77ZM79 229H80V227H79ZM201 229H203V231H201ZM4 230H6V229H4ZM10 230V229H9ZM17 230V229H16ZM16 230H13L14 232L16 231ZM29 230V229H28ZM59 230H60V228H59ZM57 231V233L58 232H60V231H62V230H60V231ZM65 230V231H66ZM73 230V225H72V229L70 230V231H72ZM13 231H10V233H5L6 234V236H3L2 237V240L0 239V244L1 245H3V244H10L11 245V243H13L15 240V237H17V234L19 233H16V234H14L13 233ZM23 231V230H22ZM33 231V233H35L36 231H34V230H32ZM51 231H53V230H51ZM50 231V232H51ZM75 231V229L72 231V232H74ZM142 231V233H144L143 232V230H141ZM211 231H209V233L211 232ZM226 231V232H227ZM240 231H244L243 233L242 232H240ZM4 232H6V231H3L2 233H4ZM11 232L13 233L12 235H15V236H12V235H10L11 234ZM24 233L25 232H27V230H24L23 231ZM31 232V231H30ZM38 231H37V233H39ZM49 232V234H50V236H51V233ZM53 232H55L56 233V231L54 230ZM52 232V233H53ZM67 232V231H66ZM93 231L91 230V229H89V228H86V229H80V232H79V235H87V236H89L90 235V233H92ZM190 232H192V239H191V235H189L190 234ZM213 232H211V233H213ZM219 232V231H218ZM229 232H230V234H229ZM21 234H22V232H20ZM23 233V234H24ZM33 233L31 234V235H33ZM42 233V232H41ZM44 233V232H43ZM56 233V234H57ZM221 233V232H220ZM4 234V235H5ZM7 234H9V235H7ZM25 234H27V233H25ZM36 234V233H35ZM20 235V234H19ZM18 235V237H21V236H19ZM40 235V234H39ZM33 235L32 237H29V239L31 238V240H33L32 238H34L35 236V239H39L40 237H42V235ZM48 235V234H47ZM53 235V234H52ZM58 236L57 237H60V235L59 234H57ZM63 235V234H62ZM68 236L70 235L69 233L67 234ZM133 235H134V237H133ZM203 235V236H202ZM208 235H210V234H208ZM207 235V237H209ZM212 235V234H211ZM216 235H218V233L216 234ZM220 235H222V234H220ZM24 236V235H23ZM240 236V237H241ZM259 236H261V237H259ZM1 237V236H0ZM26 237H27V235H26ZM45 238V240L46 239H48V237L49 236H47L46 237V232H45V236H44ZM64 237V236H63ZM67 237V236H66ZM86 237V236H85ZM125 237V238H126ZM138 236H136V238H137ZM211 237V236H210ZM219 237V236H218ZM217 237V238H218ZM225 237V236H224ZM229 237V238H230ZM43 238V237H42ZM42 238H40L41 240H42ZM186 238H190L191 240L189 241V242H187L188 240L186 239ZM205 238V237H204ZM18 239V238H17ZM19 239H21V238H19ZM22 239H23V237H22ZM44 239H43V241H44ZM52 239V238H51ZM55 239V238H54ZM59 239V238H58ZM61 239V238H60ZM68 239H69V237H68ZM186 239V240H185ZM201 239V238H200ZM207 240H211L210 238H206ZM219 239V238H218ZM232 239V238H231ZM238 240H240L241 241V239H239V238H237ZM27 240H28V238H27ZM62 240H65V239H63L62 238ZM71 240V239H70ZM223 240V239H222ZM18 241H20V240H18ZM26 241V240H25ZM50 241V240H49ZM58 241H60V240H58ZM66 241H67V239H66ZM143 241H145L147 244V246L146 247H148V245L149 246H151V248H153L154 246H156L157 247V253L154 255V257L152 256V257H148V258H146L145 256V260L144 259H142V256H141V254L140 255H138V250H140L142 247H144V246H142V243H143ZM184 241H186V242H184ZM193 241V242H192ZM202 241H203V238H202ZM202 241H200L199 240V242H202ZM212 241V240H211ZM211 241H209V242H207V244H208V246H209V243H211L210 245L212 246L213 245V243L211 242ZM217 241V240H216ZM225 241V240H224ZM227 241V240H226ZM233 241V240H232ZM239 241V242H240ZM21 242V241H20ZM24 242V241H23ZM27 242V241H26ZM34 242H36L37 244H39V245H41L40 244V242H39V240H38V242L37 241H34ZM33 242V243H34ZM63 242V241H62ZM61 242V243H62ZM70 242V241H69ZM69 242H67V243H69ZM144 242V243H145ZM229 242V241H228ZM25 243V242H24ZM28 243V242H27ZM26 243V245H28L29 244V246H30V243H28L27 244ZM36 243H34L35 245H36ZM51 243V242H50ZM53 243V242H52ZM64 243V242H63ZM66 243V244H67ZM204 243H206V242H204ZM32 244V243H31ZM54 244V243H53ZM58 244H60V243H58ZM65 244V245H66ZM170 244V245H169ZM203 244V243H202ZM226 244H228V243H226ZM15 245V244H14ZM17 245V244H16ZM33 245V244H32ZM31 245V246H32ZM57 245V244H56ZM77 245V244H76ZM201 245V244H200ZM243 245V244H242ZM4 246V245H3ZM6 246H8V245H6ZM5 246V247H6ZM18 246V245H17ZM21 246V245H20ZM67 246V245H66ZM68 246H69V244H68ZM129 246H131L130 247V249H129ZM142 246V247H141ZM153 246V247H152ZM217 246V245H216ZM8 247H10V246H8ZM7 247V248H8ZM37 247H39V246H37ZM42 247V246H41ZM60 247H61V245H60ZM202 248L201 249H203V245L201 246ZM219 247V246H218ZM4 248V247H3ZM17 248V247H16ZM15 248V249H16ZM57 248V247H56ZM63 248V247H62ZM78 248V247H77ZM81 247H79V250H81L80 249ZM148 248H150V247H148ZM169 249L168 251L166 250V249ZM206 248V247H205ZM213 248V247H212ZM244 248V247H243ZM252 248V249H251ZM10 249V248H9ZM21 249L22 248H20V251H21ZM39 249V248H38ZM50 249V248H49ZM64 249V248H63ZM66 249H67V247H66ZM71 249V248H70ZM123 251H122V250ZM145 249H147V248H145ZM145 249H144V252H145ZM43 250V249H42ZM52 251L51 252H53V249H51ZM122 251V252H118V251ZM205 250V249H204ZM210 250V249H209ZM218 250V249H217ZM220 250V249H219ZM229 250V249H228ZM4 251V250H3ZM6 251V250H5ZM41 251V250H40ZM83 250H81V252H82ZM130 251H134V252H137V253H134V257H133V259L132 258H129V259H126V257H124L126 254L128 255L129 254V252ZM147 251H148V249H147ZM151 251V250H150ZM149 251V252H150ZM156 251V250H155ZM202 251V250H201ZM213 251V249H211V252ZM260 251V250H259ZM6 252H8V250L6 251ZM47 252V251H46ZM143 252V251H142ZM202 252H205V251H202ZM214 252V251H213ZM213 252L212 253H208V254H213ZM264 252V251H263ZM16 253V252H15ZM40 253V252H39ZM43 253V252H42ZM70 252H68V254H69ZM117 253V254H116ZM147 253V252H146ZM219 253H221V252H219ZM259 253V252H258ZM4 254H5V252H4ZM3 254V255H4ZM10 254H12V253H10V252H8V253H6L4 256H1L0 257V261L1 262H4L5 260H7V257H9L10 256ZM17 254V253H16ZM20 254V253H19ZM53 254V253H52ZM51 254V255H52ZM55 254H57V253H55ZM59 254V253H58ZM72 254V253H71ZM70 254V255H71ZM78 254V253H77ZM138 256H137V255ZM149 254V253H148ZM205 255H206V252L204 253ZM222 254V253H221ZM2 255V254H1ZM81 255V254H80ZM83 255V254H82ZM98 255V254H97ZM214 255V254H213ZM216 255V254H215ZM218 255V254H217ZM13 256H15L14 254H12V256L11 257H13ZM34 257H35V255H33ZM50 256V255H49ZM54 256V255H53ZM147 256V255H146ZM212 256V255H211ZM259 256V255H258ZM263 256V255H262ZM11 257H9L8 259L10 260L11 259ZM16 257V256H15ZM47 257V256H46ZM70 257V256H69ZM68 257V258H69ZM94 257V256H93ZM217 257V256H216ZM264 257V256H263ZM50 258V257H49ZM67 257H65V259H66ZM76 258V257H75ZM256 258V257H255ZM52 259H54V257L52 258ZM51 259V260H52ZM71 259V258H70ZM97 259H99L98 257H97ZM96 259V260H97ZM4 260V261H3ZM9 260H7V261H9ZM67 260V259H66ZM205 260V259H204ZM207 260V259H206ZM6 262V261H5ZM4 262V263H5ZM12 262V261H11ZM96 262V261H95ZM115 262V263H116ZM118 262V263H119ZM218 263V262H217ZM9 264V263H8ZM52 264V263H51ZM211 264H212V262H211ZM216 264V263H215Z\"/></svg>", "mask_w": 264, "mask_h": 264}]
</instances>
